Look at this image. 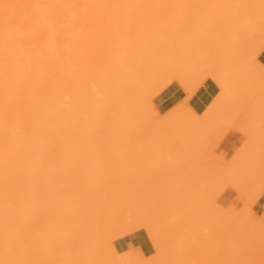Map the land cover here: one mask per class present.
<instances>
[{"label":"bare ground","instance_id":"obj_1","mask_svg":"<svg viewBox=\"0 0 264 264\" xmlns=\"http://www.w3.org/2000/svg\"><path fill=\"white\" fill-rule=\"evenodd\" d=\"M212 2H214V4H215V2H216V4H218V5L215 4V6H217V7H215V10L214 9L212 10V7L214 6V4H212ZM219 3L221 4V7L223 5H225V6H223L224 8L223 7L221 8L219 6ZM237 3H239L240 5H242V4L247 5L248 7L251 6L250 8H255V9L259 7V5H258L259 3L260 4L262 3L264 6V0H0V264H153V261L158 263L157 259H160V257H161V259L159 261L160 262L159 264H161V263L164 264L163 263L164 258L166 261L167 258L170 256V254H171L172 259L174 258L172 256H176L174 254L172 255V252H173V249L175 250L177 247L179 249L178 253L180 252V254H178L177 252L176 253L178 254V256H180V258H182V259H179V261H180L179 263H181L182 260L185 262L184 259L187 258V256L190 254L192 256L190 255L188 257L189 258L192 257V259H193V256L196 255L197 253L199 255L198 250L200 251L201 249H198L199 248L198 245L193 244V243H195V241H193V238L195 237V235L197 237L198 232L196 233V231H199V233L202 234L201 230L203 228H204L203 230L204 231L206 230L205 232H207V233H205V232L203 233L205 239L207 237L209 238V236H210L209 234H212L213 230L211 227L216 226L215 224H217L218 221L216 223L213 222V224H212L210 217H209L212 214V212L210 213L209 216L208 215L206 216L205 211H206V213H208V211L209 212L212 211L213 208H210V207L207 208L206 207V209H205V206H203L205 204L203 200L205 199V201H206L207 199L203 198V196H205V195H203V196H201L202 197L201 200L203 201L204 204L202 205V207H200V209L203 208L202 209L203 211L200 210L199 208H196V206H195L196 209L193 210L194 212L192 211V213H190L191 210L194 209V205L201 206L200 203H199L200 205L193 203V202H195V199L197 200V197H196L197 195L199 197L200 193H201V195L203 194V190L202 189H201L202 191L200 190L201 187L197 188V185H201V183L198 181L200 178H197V182L199 184L198 183H196L197 185L195 184L196 187L193 188V191L191 190L193 192V194H192L190 191V188L194 187L193 186L194 183H193V185H188L187 183H189V182L185 183V180L183 179V178H185V174L183 175L184 177L183 176H182V178H180L181 176L179 177L180 182H184L185 184L184 183L183 184L187 188H184L182 186L184 189L182 187L181 188L179 187L177 189L182 190L181 192H184V190L188 189L190 191L189 193H191L192 196L195 195V197L193 196V198L191 197V194L189 195V193H187V196H184L186 198H191L190 200H187L186 198H184L182 193H181L182 194L181 195L178 192L179 195H177L176 194L177 192L175 191L174 194L177 196H175L173 193H171L170 190L172 189L174 182H172V185H171L170 181H173V180L168 181V179L173 178L172 172L175 168H179L180 170L182 169V168H180L182 166H180V167H178V166L175 167V166L179 165V164L181 165V163H184L186 161V160L183 161L182 157H183V155H185L186 152H189L192 149L191 148L190 150H188L189 149L188 147H193V146L195 147L196 146L194 143L192 144V142L189 143L190 146H188L189 144L186 141L187 139L185 140L183 138H186V135H188L187 137L191 138V134H192L193 139L191 138L188 140L194 141V140H198V138H200L201 134L207 133V134H209V136H206V134H205L206 138H203L202 137L203 135H201V138H203V140H206V139L208 140L211 138L210 135H212L213 132H214V134L212 136L215 135V132L216 133L218 132V134H220V136H221V134H222L221 132L226 130V129L225 130H223V129L226 127L229 128L231 123L234 124L235 119L239 118L238 115H240V113L242 112V108L245 109L243 106L241 107V105L244 103V101L241 105L239 104V106H240L239 109L237 108L238 106H237V103H235V101L237 102V99H239L241 96H243L242 93L245 95L246 93H244V92H246V90H248L247 92H250V93H248V96L250 94V97H252L251 94L254 91H253L252 87H249L252 89L251 90V89L247 88L248 85L246 83L245 84L247 87L245 86V84L242 83V85H240L241 86L240 89H243L244 92H243V90H239V91H242V93L241 92H240V94L237 93L235 95L236 97L235 96L233 97L234 94H232V93H235L234 90L236 92H238V89H237V87L234 88V90L232 88V93H231L230 87H232L234 83H235L234 85H236V81L233 83V81L231 79L230 83L228 82L230 84V86H226V85H228V83L225 85V87L230 88L229 89V93L231 95V97H230V95L226 94L227 92H225V87H224V89H222V83H221L219 88L221 87L220 90L221 89L222 90H221L219 96L217 97V99H215L213 101V103H216V104L212 103L209 105H212V106H210V109H211V107H214V109L212 108V113H214V110L216 111V108H218L220 104H223V105H220V107L222 109L219 110V108H218V110L220 112H218L216 119H214V121L216 120L217 122L219 120H222V121H219V123H217L216 121L214 123H212L213 121L211 122V120L213 119V117H211V115H210L211 119H210V117H207V119L208 118L210 119V120L209 119L208 120L211 122V125H213L211 127V125H206V123H208L207 122L208 120L204 121L203 120L204 117L201 118V120L205 122V123L203 122V124H202L204 129H205V127L207 129L209 126L212 129V130H210V127H209L207 131L203 130V128H201V124H199V123H201V121L198 119L196 121H198V124H199L198 126H200V127L196 126V128H198L201 131H199L198 129H195V126H193V125H197V124H195V121H194L196 116L193 117L194 115L191 114V113H194L193 111L192 112L190 111V113L188 112L190 115H192V117H189L190 115L188 116V113L187 114L185 113V112H187V109H189L187 106H186L187 107L186 110L183 109V107L180 105H178V106H180V109L177 108L178 111L177 110L176 111L171 110L172 112H174L173 115L175 114V116L172 115V117L175 120L172 117H170L172 112L170 115H167L165 117L166 121H168L169 119H170L169 121L173 120V122L175 123L174 126H173L172 122L166 123L164 118H160V120L157 121L155 119V118H157V117H155V114H156L155 111H157V110H156V108L153 107L154 105L152 103H151L152 104L151 106L149 105V103H150L149 101H150L151 97L154 98V96H155L154 95L155 92H153L154 86L156 85L155 89L157 88V90L160 91L159 90L160 88H158V87H163L165 89V87H167L166 85L168 84V81H170L169 82L170 84L173 83V81L178 82L180 88H183V89H181L182 91L184 90L185 87H186V89L189 88L188 92H190V90L193 91L192 89L195 88V87L190 88L189 85H192V87H193L194 86L193 84H196L195 86H197V83L198 82L200 83L201 80H203L204 78L205 79L210 78L211 80L213 79L214 82L216 81V78H217L216 73H218V72L216 70V73H213V71L215 69L212 70L210 67V65L211 66L213 65V63H212L213 61L211 62L212 56L209 57L208 56L209 53L205 52L206 55H204L202 57L203 59L201 58L202 61L200 59L201 62L200 61L198 63L195 62V66H191V65H189V63L185 62L184 60L181 61V58H179V56L175 54L174 49H175V47H177V45L180 43V41H183V38L187 34V32L185 33V31L184 32L181 31L185 27H187L189 25V27H187V31L189 29L188 32H190L194 26L196 27L199 24L198 26L200 28L197 27L198 31L200 30L199 32H201L203 34V31H205V30L201 26L203 24H206V23H204L205 20H204V22H202V24H200L199 22H196L197 21L196 19L199 18V20H200L202 17H204V19H207L206 18L207 13L210 16L209 13H211L212 11L214 12V14H213V16L215 17L214 19H217L218 16L219 17L221 16L220 18L222 19L223 14L225 12L223 13V11H220V10L217 11V10L218 9L225 10V8H226L227 10H225V11H228V10H230L229 8H231V7L237 8L239 6H237V5L233 6L232 5V4H237ZM193 5H199L198 8L201 11L203 9H205L202 12L203 16L200 13L201 11L198 12L200 14V15H198V13L196 12L197 9L195 8V11L192 13L193 19L195 18V16H197V17L199 16V17L195 18L194 19L195 21L194 20L192 21V17L190 14L189 17H191V18L189 19V17H188L187 21H186L187 26L185 25L186 22H184V24H183V25H185L184 27L182 25H179V23L182 24L181 22H179L178 25H179V27L181 26L179 28L178 25H176L177 24L176 20H178V19L175 18V15L180 14L181 11H184L183 10L184 6H193ZM201 5L205 8H203V9L200 8ZM210 5H212V6L210 7ZM228 5L229 6L231 5V7H228ZM244 5H242L244 9L241 6L240 10L241 9L245 10V12L242 14L244 16H245V14H247V16H245V17L247 18V20L249 19L248 22L253 18V16H255V15L258 16L257 14L253 13V11H250L251 12L250 13L249 12L250 8H249V10H247L248 7L247 6L245 7ZM253 5H254V7H253ZM256 5H258V6H256ZM263 6H260L259 9H256L258 11L257 13L258 14L260 13V16H262L261 15V13L263 12L262 9L264 10ZM207 7L211 8V9L209 8V10L211 12L206 11V9H208ZM233 8H231V9H233ZM255 9H253V10H255ZM237 10H239V9L237 8L234 11L237 12ZM204 11L206 12V14L204 13ZM230 11H229V13L227 12L226 15L229 16V15H232V13H234V11H232V12H230ZM239 11H238L239 16L236 15L237 18H241L240 17L241 13H239ZM260 11H262V12H260ZM194 13H196L197 15H195ZM251 14H253V15H251ZM250 15L252 16V18ZM173 16H174V18H172ZM200 16H202V17L200 18ZM211 17H212V15L208 18H211ZM236 17L235 16L232 17V18H235L236 20L235 19L232 20L231 17L229 18L230 20H232V24L230 23L231 21H228L229 19H227L228 17H226V16L224 17L225 19H227L226 22H224L225 20H222V21L224 23H227V24L229 22L230 25L234 24L235 26H233V27L236 28L237 20L240 21ZM220 18H219V20H221ZM172 19H176L175 20L176 23ZM188 19L190 20V22L192 21L191 24H189L190 22L188 23ZM262 19L260 18V22L263 21L260 24L256 23V22H259L258 21L259 19L255 22V24H253V22H250L248 24L245 21L248 24V26L246 28L247 29L246 32L252 33L251 38L258 39L260 37H263L262 39L264 40V19L263 20ZM167 20H168V23H170L171 25L174 24L176 26H174V28H173V26L171 27V25H169L167 22L165 23V21H167ZM202 20H203V18L200 21H202ZM210 20H212V19H210ZM219 20L217 19L215 21V23L218 22L216 25L215 23H211V21H208V19H207L208 24H211L210 25L211 29H209L210 27L206 25L208 27V28L207 27L205 28L206 32L210 36L212 29H213L214 34H211L210 38H209V36L208 37L206 36L207 33H205L203 35H205L210 40H213L214 39L213 36H216L217 33H219L218 30H221L220 29V27L222 28L221 24H224L222 21L219 22ZM213 21L214 20H212V22ZM195 22L198 24H196ZM245 22H242V24ZM219 23H220V26L218 25ZM212 24H214L215 26ZM212 26H214V28L215 27L216 28L214 29V28H212ZM195 27H194V29H197ZM217 27H219V28H217ZM178 28H179V31L177 30ZM202 29H203V31H202ZM208 29L211 30L210 34H209ZM184 30H186V29H184ZM230 30H232V29H230ZM242 30H244V28L240 29L241 33H242ZM176 31L178 34L176 33ZM238 31H239V29H238ZM247 33H245V35L249 36L250 33L249 34H247ZM180 34L181 35L183 34L182 38L180 37L181 36ZM178 35H180V36H178ZM174 36L176 38L177 37H180V38L176 39ZM246 36H243L242 39L244 38L243 40H245V38H247ZM168 37H170V39ZM145 38H146V40H144ZM168 39H169V42H168ZM171 40H172L173 44L172 43L170 44V46H171V48H170L169 43ZM177 41H179V43ZM242 42H244V41H242ZM262 42H264V41H262ZM174 43H176V44H174ZM249 43H251V42L249 41ZM256 43H257V41H256ZM256 43H254V44H256ZM186 44H189V43H186V41H185V44L182 45L183 47L180 50H178L179 53L181 51H184L185 48L188 47V45H186ZM239 44L242 45L243 43L239 42ZM173 45H174V47L172 48ZM209 45H210V43H209ZM209 45H207V47ZM251 45L254 47L253 44H251ZM260 45H262V44H260ZM260 45L258 47H261ZM193 47H191V45H190V49ZM187 49H189V47ZM190 49L185 50V54H187L188 51H190ZM195 50L196 49L194 48L192 50V52H194ZM256 50L259 51V49H256ZM256 50L254 52L258 53V51H256ZM160 51H161V53H160ZM233 52H234V50H233ZM242 52H240V53H242ZM170 54H172L171 56L173 57V59H172V57H170ZM173 54H174V56H173ZM182 54L184 55V53L181 52V55ZM254 55H255V53H254ZM176 56H177V59H176ZM207 56L210 59H208ZM243 56H245V54ZM246 56H247V53H246ZM149 57H151V58L149 59ZM188 57L186 59L189 62H191V64L194 63V61L190 60ZM213 58H216V57L214 56ZM171 60H175V61L177 60L176 61L177 64L172 66L173 62H174V61H172V65H170ZM217 60H218V58H217ZM217 60H216V62L214 61L216 63V64L214 63V65H217ZM252 60H254V59L252 58ZM252 60L250 61V63L252 62L251 66L254 63V61H252ZM140 61L142 62V65H140V63H141ZM180 61H181V63H180ZM218 61H220V60H218ZM144 62H145V64H144ZM167 62H170V63H167ZM207 62H208V64H207ZM232 62H234V61H232ZM200 63H202V64L206 63L207 65L206 64L205 65L204 64L199 65ZM208 65H209V67H208ZM249 65H248V69L251 68ZM258 66H261V65L260 64L258 65V63H257V67ZM137 67L138 68L140 67V69H138ZM206 67H208V69ZM261 67H260V71H261V73L264 74V72H263L264 69ZM215 68H217V67H215ZM219 68H218V70H219ZM229 68H230V66H229ZM146 69L148 71L147 72L148 76L146 75V72H144V75H146V76H144L143 72H142L143 70L146 71ZM220 69H222V68H220ZM134 70H135V73H134L135 75H136V72L138 71L137 75H136L137 77H135L133 75V78H132L131 74L134 72ZM239 71H237L236 74L238 73V75H240L241 72L239 73ZM229 72H231V71H229ZM140 74L143 76L140 77L141 76ZM213 74H215V75H213ZM243 75L244 74L241 75L242 78H243ZM128 76H130V77H128ZM241 76H240V78H238V80H240L239 82H241V80H242ZM249 76H250V74H249ZM145 77H146V79H145ZM235 77H236V75H235ZM253 77H255V76H253ZM127 78L130 81H132V79L136 78L134 81L138 80V81H136L137 83L142 80L141 81L142 84L136 83V85H135L134 84L135 82H133V81H132V84H130L131 82H129L127 80ZM163 78H165V79H163ZM217 79H218L217 82H219V80H220L219 76ZM147 80H148L149 85H147V83H146ZM163 80H167V82L165 81V83H167V84H164ZM186 81H188V82L186 83ZM126 82H129V83L127 84ZM217 82H215V83L217 84ZM220 82H221V80H220ZM231 82H232V85H231ZM151 83L153 84L152 86H151ZM219 83L217 85H219ZM130 85H133V86H130ZM198 85L200 86V84H198ZM243 85L246 87V90L244 89L245 87H243ZM124 86L126 87L127 90L123 89V88H125ZM136 86H138L139 88ZM201 86H202V83H201ZM253 86L255 87L256 85L254 84ZM134 87H136V88H134ZM144 87H145V89H143ZM150 87H152V88H150ZM257 87L260 89L261 86H257ZM128 88H130V90ZM135 89H136V91H134ZM263 89H261V90H263ZM249 90H251V91H249ZM146 91H150V92H146ZM158 91H156V94ZM195 91H196V89H195ZM223 91L225 93H222ZM141 92L143 94V97H141L142 96ZM184 92L187 93L186 90ZM138 93H140V94H138ZM260 93L261 92H259V94L257 95L255 100H257L258 96L259 97L261 96ZM135 94H138V95H135ZM193 94H191V95L193 96ZM221 94L225 98L222 97L223 98L222 99L220 97ZM129 95H130V97H129ZM151 95H154V96H151ZM254 95H256V90L253 93V97H255ZM138 96H140L141 98ZM186 96H188V95H186ZM226 96H228L229 98L233 97V99H232L233 101L228 102ZM263 96H264V94H263ZM245 97H247V95ZM136 98H138L139 100L141 99L140 100L141 102H139V100L136 101ZM234 98L236 99L235 101H234ZM242 98L243 97H241V99ZM144 99H146V100H144ZM225 99L227 100L226 104H224V101H226ZM260 99H261V97L258 98L257 103L255 102V100H253L254 105H252L253 104L252 103L249 106V109L250 108L252 109L251 106L254 107L256 105L255 111H253V109H252L253 112L251 111L252 114L250 113V111L248 112V113H250V115H252V117L254 115L253 114L254 112H256L258 115H260L264 111V108H263V111L261 113H258L259 110L262 109V106L264 105V98H262L263 100L261 99V101H263V103H262L263 105L262 104L258 105V103L261 102V101H259ZM133 101H135L136 103ZM220 101H221V103H219ZM248 101L250 102L251 99ZM217 102H218V105H217ZM230 102H232V103L234 102V103L232 104ZM185 103H184V105H185ZM229 103H230V105L232 104V106L234 105L233 106L234 108L231 107L229 105ZM135 104H137L138 108H137V106H134ZM140 104H141V106H139ZM244 105H246V104H244ZM247 105H248V103H247ZM90 106L92 109L90 108ZM260 106H261V108H259ZM149 107H152L154 110L153 112H155V113L151 114L152 111L149 109ZM223 108H225V109L223 110ZM230 108H233V109H230ZM210 109H209V111L211 113ZM227 109H229L230 112L233 111L234 109L235 110L233 112H231V114L228 113L229 114V115L227 114L228 117L225 115H224L225 117H223V115H222L223 112L221 113V111H224L223 114H225ZM257 109H258V111H257ZM229 110H228V112H229ZM142 111L145 113H142ZM148 111L149 112L151 111V112L148 114ZM236 111H238V114ZM139 113H141L140 116H138ZM205 113H206L205 116L206 115L208 116V114H210V113H208V110ZM216 113H214L212 115L216 116ZM233 113H234V115H233ZM256 113L254 116L256 118L253 117V119L255 121H256L257 116H258V115H256ZM181 115H183V116H181ZM219 115H221L220 119L218 118ZM230 115H232V116H230ZM235 115H237V116H235ZM261 115H260V118L258 116L259 121L264 120V115H263V118L261 117ZM149 116H151V117L149 118ZM153 116L155 117L154 119L156 121L154 122V124H156V125H154L152 123L154 120ZM156 116H160V115L156 114ZM132 117L135 119V121H133ZM137 117L141 118V119H139V121L144 126H141L142 124H138L139 121H138ZM162 117H164V116H162ZM180 117L181 118L185 117L186 119L185 118H184L185 120L178 119ZM229 117H232L233 119H231ZM252 117L250 119L247 118L250 120L249 127H251V128H252V126H250V125L254 122V120H252V123H251ZM130 118L132 121L130 120ZM176 118L179 121L178 127L180 129L177 128L178 124H177ZM192 118L194 120H192ZM144 119H146V121L147 120L149 121V119H151L152 122H149V123L147 122V123L151 124L153 128L155 126V127H159L160 129L162 128V130L167 128V127L169 128L170 126H166L169 123H170L169 125L172 124L170 127L171 128L170 131L172 132L173 128H174V130H176L175 128H177L178 130L175 131V134H173L175 137L172 136L171 133L168 136L174 137L175 139L179 138L178 137L179 135L176 136V134H178V133L181 134V132L183 131L182 126L185 125L184 127H186L187 125L190 124L189 121H187L189 124H186L187 119L190 120L191 122L194 121V122H192V124L194 123L192 125L194 127V131H193L192 127L188 130L189 126H187V133L186 134L184 133V132H186V130H185L186 128H184L183 134L181 136V138L183 137L182 141H180V138L176 139V140H179L180 143H183V144H185V142H183L185 140L187 142L186 143L187 145H184V149H185V147L188 148L187 150L185 149L186 151H184L182 148H180L179 151L174 150V151H176V153H180V150L182 149L183 150L182 153H184V154H182V153L179 154V156L180 157L182 156V157L180 158L179 161L177 160L178 163H176V165L174 163V167H173L171 164H173L172 162L174 161V159L172 160V162H170L171 160L169 161L167 158L165 159L166 161L170 162L169 163V162L165 161L167 164L169 163V165L174 168L173 170H172V167H170L169 165L168 166L170 168L168 166L164 165L165 162L162 163V165H161V161H160L161 158L158 159L159 156L157 157V155L161 154V151H157L156 148H158V150L161 149L164 152V150L167 149L165 147L168 146L167 144H165V142L167 141L166 143L169 144L171 141L174 143L176 140L174 139L175 141H173L172 140L173 138L169 139V137L167 136L168 138H165L162 140L163 141L162 146H160V144H161L160 143L157 145L158 147H156V144L154 143L155 139H152V138L150 140H152L153 142L150 141L149 139H146V138L142 142L141 139H139L138 134H141V132H143V130H145L144 128H146L148 130L151 129L150 128L151 125H148ZM240 119H242V118H239V123H237V124L238 125L241 124L242 132L246 131V133H248L247 129L249 131V127L247 128V126H246L245 127L246 129H243V124H242L243 123L242 120H247L246 116L244 119H242V120H240ZM163 120H164V122H163ZM130 121L133 125L130 123ZM160 121H162L163 123ZM184 121L186 123H184ZM144 122L146 123V126H145ZM159 122L161 123L162 126L160 125ZM181 122H183V123H181ZM223 122L225 123L224 125H223ZM261 122L263 123L264 121H261ZM165 123H166V125H165ZM248 123H249V121H248ZM256 123H257V121L255 122V124ZM180 124H181V127H180ZM204 124H205V126H204ZM217 124H219V125H217ZM237 124H234V125H237ZM258 124H259V122H258ZM147 125H148V127L149 126L150 127L148 128ZM234 125H233V128L235 127ZM253 125H254V123H253ZM163 126H165V127L163 128ZM132 127H133V129H132ZM231 127H232V125H231ZM137 128H138V130L140 128H142L143 130L140 129L141 131L139 132L137 130ZM237 128L239 129L240 126H238ZM237 128H235V129L237 130ZM251 128H250V130H251ZM118 129L123 130L122 132H124V133H122L121 130L118 131ZM154 129L156 130V128H154ZM169 129H167V130L169 131ZM191 129H192V131H191ZM214 129H216V130H214ZM114 130H115L114 134L117 133L119 136L121 133L122 136H120V137L114 136L113 135ZM148 130H147V132H148ZM197 130L199 131V134H198ZM202 130L206 131V132H203ZM241 130H238V131L241 132ZM160 131L159 132L157 131L155 133L156 136H158V137L160 136L159 135ZM165 131H166V129H165ZM168 131L164 132V130H163V132H164L163 135L166 136L165 133H169ZM188 131L190 132V134L188 133ZM208 132H211V133H208ZM109 133H111V134H109ZM162 133H161V135H162ZM172 133H174V132H172ZM193 133H195L196 135ZM155 134H153V135H155ZM218 134H216V135L219 138L220 136ZM244 134H245V132H244ZM197 135H199V137ZM246 135H248V134H246ZM158 137H156V138H158ZM194 137H196V139H194ZM208 137H210V138H208ZM159 138H161V137H159ZM246 139H248V138H246ZM146 140H148V141H146ZM164 140H166V141L164 142ZM201 140H200V143H201L200 146L201 147H199V144H200L199 143L198 146L195 147L197 149L193 148L195 152H196V150L200 149V152L198 151L199 153L198 152H196L197 154L195 153V156L197 155L196 158L198 157V154L201 155L200 153L203 152V151H201V149H203L204 147H205L204 149H207L209 146L206 148V145H210V144H206V141H201ZM211 140L212 139H210V141ZM139 141H140V143H139ZM158 141L155 140L156 143ZM214 141L218 142L219 140L218 139L214 140V138H213V140L211 141V145H212V142L214 144ZM120 142H124L125 145L127 144L128 148H127V146L121 145L122 147H124V149H126L125 151H127V149H130V147L133 148L132 152H131V149L129 150L131 152V154H129V156L131 155V157H129V159L124 158V157L127 158V156H128L127 152H129V151H127V152L121 151L124 149L120 145L119 146L122 149L120 147L119 148L117 147L118 143H120ZM141 142H142V144L144 143L145 145H147L146 142H149V144H148L149 146L148 145L147 146L150 147L151 150L153 147L155 148V150L153 149V151H150V152L155 153V155L153 154L154 156L151 158L147 155L148 160L143 157V155H146L144 151L148 152V150H147L148 148L145 150H142L144 153L143 154L141 149H144V148H140L143 146H139V144H141ZM151 142L154 143L155 145L150 144ZM160 142H161V139H160ZM194 142H197V141H194ZM202 142H204L206 144V145H204V147L202 146ZM209 142H207V143H209ZM246 142H247L246 146L247 145L249 146L251 144L250 140H248V141L246 140ZM248 142H250V144H248ZM261 142H263V141L261 140ZM261 142L259 144H261ZM129 143H131L132 145ZM176 143H179V142L176 141L174 145H178V146L181 145L180 143L179 144H176ZM171 144L172 143H170L169 147L171 146ZM191 145H193V146H191ZM151 146H153V147H151ZM257 146H259V148H260L261 145H257ZM257 146H256V148H257ZM171 147H173V146H171ZM181 147H183V145ZM145 148H146V146H145ZM211 148H212V146H211ZM244 148H246L245 150H243L244 152L246 150L248 152L250 151V148H249V150H248V147H243V149ZM251 149H252V147H251ZM168 150H169V148H168ZM168 150H167V152L165 150V152L168 153L169 155L171 153L173 154L174 151L172 149H170L171 153ZM212 150L213 149H211V151ZM191 151L193 152V150H191ZM209 151L207 150V152H209ZM243 151L241 149L240 153H242ZM119 152H121L123 154H121ZM158 152H159V154H158ZM165 152L163 154H166ZM252 152H256V151H252ZM259 152H261V151L259 150ZM124 153L127 154V156H123V155H125ZM204 153H206V150H205V152H203V155H204ZM237 153L238 152H236V154ZM120 154L122 155V158H124L125 160H128V161L125 162V160L120 157L121 156ZM192 154H188V155L186 154L187 156H189V158L183 157L184 159H188V161H190L191 166L194 165L195 161H196L195 160L196 158H194L195 156L194 157L190 156ZM208 154H205L204 157H207L206 155H208ZM242 154H240V155L242 156ZM251 154L255 155V153H251ZM171 155H170V157H172ZM174 155H173V157H174ZM240 155H238V156L240 159H242V157H240ZM212 156L213 155H211V157ZM234 156H236V155H234ZM234 156H233V158H234ZM247 156L249 157V153L244 155L245 161H247L246 163L248 164V162L250 163V161H248L249 158ZM201 157H203V156H200L197 159V162L200 165H202L200 162H202L204 160V157H203V160H200ZM254 157H256V156H254ZM142 158L146 159L149 163L151 162L152 165L149 164L147 161H144V159H143V161L147 163V164L145 163L147 165L146 166L141 161ZM164 158L165 157H162V159H164ZM190 158H194V159L190 160ZM236 158L238 159V157H235L234 159H236ZM170 159H172V158H170ZM122 160H124V161H122ZM156 160L158 162H155ZM181 160H182V162H181ZM192 160H195V161L191 162ZM199 160H200V162H199ZM217 160H219V159H217ZM220 160L222 161V159H220ZM252 160L254 162V159L251 157V162H252ZM262 160H260V161L263 162ZM240 161L241 160H239V162ZM245 161L242 160V162H245ZM123 162H125V163H123ZM139 162L142 165H145V168L146 167L147 168L144 169L143 166ZM222 162H224V161H222ZM222 162H220V163H222ZM153 163H155L154 166H153ZM198 163H196V165H199ZM233 163H235V161ZM256 163L257 162H254V166L258 164V163L257 164ZM184 164H182V165L184 167H186L187 162ZM251 164H249V166ZM148 165L153 166L154 168L148 167ZM239 165H234L235 168H234V166L232 168L229 167L231 170L230 173L233 172L232 169L233 170L237 169L236 166L241 167ZM252 165H251V168H252ZM120 166L121 167L124 166V167L121 168ZM165 166H166V169H165ZM191 166H188V167H191ZM207 167H210V166H207ZM141 168H143L145 170V172L143 171V173H142ZM150 168H152V169H150ZM163 168H164V171H166L167 168H169L171 170V173L169 171L164 172ZM192 168H193V170H190V172L191 171L193 172L195 169L197 170L196 171L197 173L202 172V171H199L200 168H195L194 166H192ZM229 168L227 166L226 169L229 170ZM246 168L248 169L247 171H250V167H245L243 169V166H242L243 170H245ZM207 169L209 170L212 168H207ZM239 169H241V168H239ZM260 169H261V167H260ZM158 170H159V172H158ZM225 170L220 169L219 172L215 171L216 174H214L215 172H212L211 174H214L213 176L217 175L216 176L217 180H219V179L222 180L223 175H226L229 177V175H227L228 173L225 174V172H226ZM228 170H227V172H228ZM255 170L256 169L254 168V171ZM162 171L164 172L163 174H162ZM174 171H177V170H174ZM221 171H223V172L225 171L224 174ZM234 171H237V170H234ZM251 171H253V170H251ZM254 171L252 172V174L254 173ZM160 172H161V174H160ZM190 172L188 174H190ZM196 172L194 171L193 175ZM237 172H239V171H237ZM219 173H222L221 178H218V177H220V176H218ZM259 173H260V171H259ZM174 174H176V173H174ZM211 174H209L210 178L212 177V179H213V176ZM234 174H237V173L235 172ZM247 174L248 173L245 172V176ZM163 176H164V178H163ZM170 176H172V177L169 178ZM191 176H192V174H191ZM247 176H249L250 179L252 177L251 174L247 175ZM160 177L163 178L164 180L161 179ZM166 177L168 178L166 180L169 183L165 181ZM195 177L193 176V179ZM203 177H205V175ZM228 177H225V178H227L226 180H229ZM156 178H157L158 184H157ZM205 178L204 179L201 178L203 181L205 180L204 181L205 183H203V181L200 180L202 182V186L204 184H206V186L208 185L207 180L209 181V183L211 182L210 185H212V183H214L215 185L217 183H219V181H215L216 180L215 178L213 179L214 181L213 180L211 181L210 178L209 179L207 177H205ZM159 179L164 181L163 182L164 185L161 184L162 182H159V181H161ZM231 179L233 180V178H231ZM235 179H237V181ZM235 179H234L235 182L233 181L234 184L239 182L241 184V186L238 184V186H239L238 189L240 187L242 188L243 182L241 183V181H240L242 178L238 179V176H237ZM143 180L145 182H147L148 180L149 181L151 180V186L153 185L151 190H149V188H150L149 182L145 183ZM176 180H178V179H176V176H175L174 181H176ZM194 180L196 181V179H194ZM248 180H249V178H248ZM253 180H254V178L252 177L251 181H253ZM255 180H257V178ZM255 180L252 182V184H254V185L253 186L251 185L252 188L250 190L253 193L256 192V189H257V191L263 192L264 189L258 190V189L262 188V185L257 183V182H259L258 180H257V182ZM141 181L144 182L145 184L144 185L141 184L142 183ZM230 181L231 180H229V182ZM153 182H154V184H153ZM250 182H249V184H251ZM260 182L263 183L262 180ZM139 183L144 187L143 189L141 188L142 186ZM223 183H224L223 185L225 186L226 183L225 182H223ZM255 183H257L256 188L254 187ZM160 184L162 186H159ZM167 184H168V186L169 185L171 186V189H169V187H167ZM220 184H222V182ZM220 184H217V185H219V188L214 186V188H216V191L218 190L217 192H220V190H221L220 187L223 186ZM245 185H247V184H245ZM163 186H164V188H163ZM174 186L178 187L177 183ZM188 186H189V188H188ZM206 186L204 187V189H206ZM224 186L222 188H224ZM243 186H244V184H243ZM166 187H167V189H166ZM248 187L246 186L247 189H248ZM144 189L147 191L146 195H145L146 191ZM161 189H163L164 191L169 190L170 195L167 194V191L164 193L161 192ZM173 189H174V187H173ZM194 189H196V190L194 191ZM197 189H199V192ZM247 189H245V190H247ZM253 189H255V192ZM206 190H208V189H206ZM210 190L211 189L208 190L209 192L204 191L205 193H208V195L205 197H210L211 194L214 195L216 193V192L213 193L215 191V189H213V192H212V190L211 191ZM241 190H239V191H241ZM150 191H151V193L149 194ZM173 191L174 190H172V192ZM140 192H142V194ZM196 193H198V194H196ZM241 193H244V195H246L245 193H247V192L242 191ZM258 193L260 194V192H258ZM152 194H153L152 197H154V195H155L154 199H150L151 197L148 196V195H152ZM166 194L168 197L166 196ZM218 194H220V193H218ZM141 195L145 196V197L143 198ZM172 195H173V197H172ZM184 195H185V193H184ZM163 196L165 197V199ZM238 196H240V195H238ZM161 197H163V198H161ZM217 197H219V196H217ZM258 197H259V195H258ZM258 197H257V199H258ZM140 198H143V199L141 200ZM167 198L169 200H167ZM174 198H176V199H174ZM200 198L197 201H200ZM149 199H150L151 203H152L151 200H155L154 201L155 203L150 205V206H152L155 204L153 209L151 208L153 210V212L154 211L156 212L157 207L159 208L160 206L162 208H159L158 211H160L161 209H163L162 211H166L167 208L171 209V206L169 205L170 199H172L173 201L179 200V202L176 201L178 203H180V201L183 202L186 200L187 202L185 201V205H184V203H183V205H182V203H180V205H182L183 207L185 206L184 208L180 205H179L180 207H178V205L175 202V204L177 205V208L175 207L171 211L176 210L177 213H175V212L171 213V211L169 210L171 214L169 213V211H168V214L171 215L172 221L176 220L175 222L179 221L178 223H180L181 220H184V217L182 214H185V213H181V212H184L185 210H188V211L190 210L189 215L191 217L192 216L194 217V215H192V214H196L195 213V211H196L197 214L195 215V218H193V219H191V217H189L188 215L185 216L186 217L185 219L188 218V220H189V221L184 220L185 223L186 222H190V223L184 224V227H183L185 229V227L188 226L189 224H190V226H192L193 224H191V223H194L196 221V223H194V225L192 226V227H195L194 230L196 229V231L192 230L191 229L192 227L190 228L191 230L188 227V229H185L186 231L184 229H183L184 230L183 231V230H181V228H182L181 224H179L180 226L177 224L178 225L177 226L176 223H175V225H174V223H172V224H173V226H177V227H175V228L172 227L171 226V220L169 219L170 215H168V214H165V216L168 215L167 218L169 219V221H167L168 219L166 220V217H161L160 219L158 217L156 218V216H155L156 219L152 217L154 219V223H155V221L158 222L159 226H160V223L162 222L161 223L162 227L161 226L159 227L158 223H155V224L152 223L151 222L152 220L149 218L153 215V212L152 213L147 212L150 208V206L148 205L150 203L147 204V201L149 202ZM157 199H158L159 203L157 202ZM159 199H162V200L160 201ZM192 199H193V201H191ZM246 199H247V197H246ZM144 200L146 201L145 205L147 204L149 207L144 206L142 204V203H144ZM250 200H252V197L248 201H250ZM190 201H191V204H190ZM210 201H211V199H210ZM253 201H254V199H253ZM255 201H256V199H255ZM163 202H164V205H163ZM246 203H247V201H246ZM139 204L146 208L147 216L152 214L150 217L148 216L149 217L148 219L150 222L146 221L148 219L145 220L146 214L145 213L142 214V212H144L145 209L143 210V207L139 206ZM175 204L173 203V205H175ZM186 204H187V206H186ZM165 205L166 206L168 205L169 207L168 206L165 207ZM171 205H172V203H171ZM212 206L216 207L214 202H213ZM246 206H245V208H246ZM191 207H192V209H191ZM243 207H242V209H243ZM140 208L143 210L142 212H141ZM154 208H156V209L154 210ZM177 209L179 211H177ZM182 210H184V211H182ZM214 210H216V209L214 208ZM231 210H233V209L230 208V211ZM243 210H245V209H243ZM246 210L248 211L249 209H246ZM246 210H245V212L247 213ZM151 211H149V212H151ZM219 211H216V213ZM228 211L229 210L223 211V213H225V212L228 213ZM139 212L141 213L140 215H139ZM160 212H158V213L156 212L155 214H161L162 212L161 213ZM187 212H186V214H187ZM198 212H200V214L202 213L201 216H203L202 218L199 217L200 219H198V215H199ZM231 212H234V210ZM241 212L239 211V214ZM248 212H250V211H248ZM246 213H245V215H247ZM231 214H232V216H230V214H229V217L227 216L228 218L226 217L227 219H224V221L222 219L224 214L223 215L219 214V216L220 215L222 216L220 218V219H222V220H220V222L221 221L225 222L227 220H231L233 218V216L235 217L236 215H238L235 213H234V215H233V213H231ZM163 215L164 214L162 213L160 216H163ZM181 215H182L181 219L177 218V216L180 217ZM139 216L144 217V219L142 217H141L142 219L139 218ZM204 216H206V217H204ZM241 216H242V214H241ZM211 217H212V215H211ZM217 217H218V215H217ZM245 217H249V216L247 215ZM163 218L167 222L164 221ZM177 219H178V221H177ZM197 219L199 221H197ZM203 219H205V220L201 221ZM245 219L246 218L241 219V222L243 223L242 220H245ZM252 219H254V218H252ZM45 220L48 222L47 224L45 223ZM217 220H219V219H217ZM163 221L166 224L169 222L168 225L170 224L169 225L170 228H168V231L170 230V232L172 234L170 232H164L165 229H167V225ZM205 221L207 223H205ZM208 221H210L211 227L205 226V225H209ZM213 221H216V220L213 219ZM231 221H228L227 223H230ZM250 221H252V220H250ZM200 222L203 223L202 226L200 225V227H203V228L199 229V224H202ZM241 222H239V223H241ZM246 222H248V221H246ZM253 222L251 224H253ZM227 223L224 224L223 226L227 225ZM233 223H234V220H233ZM254 223H256V222H254ZM44 224L46 226H43ZM148 224H150V226L151 225L154 226L155 228H156V226H158L159 230L157 228H156L157 229L156 230L154 227L152 229V227H150ZM257 224H260V223L258 222V223L253 224V225H257ZM163 225H164V227H163ZM195 225H198V226H195ZM253 225H250V226L246 225L247 229H246V226H244V227L242 226V227L244 229L248 230L249 231L248 234L251 235L252 233H250V229H252V227L255 228V226H253ZM129 226H131V228L133 230L141 229L142 231H144V233L146 234V236L148 238L149 243L154 247V250L156 248H157V250L161 249V251L158 252L159 254L157 256L155 255L157 257L156 260H154L152 256L149 257L151 259L148 258L149 260L145 259L143 257V254L139 250H136V251L132 250L131 252L127 251L126 254L118 255L117 252L115 251L114 247L112 246V242H111V245L109 244L110 246L105 245V247L106 248L110 247L109 249H111L113 257H115V258L113 260H109L110 259L109 257H108L109 258L108 260L105 259L106 257L103 258L104 255L102 256L101 254L105 253L104 249H106V248L104 247V249H103L104 252L101 251L102 253H100L99 251L102 250L103 246L100 249L98 247V243L96 244L97 240L99 242L102 241V240H99L101 238V235L103 234L105 236L104 233L106 232V233H108L106 235L107 236L109 235V237H110V235L112 234V231H114L115 235L118 234L117 236H119V235L124 236V235H127L126 231L128 230ZM219 226H221L220 223H219ZM223 226H221V227H223ZM44 227H47V228H44ZM178 227H180V230L183 231V232H181L182 234L178 233V232H180V230H176V229H178ZM205 227H207V228H205ZM208 227H210L209 230H208ZM229 227L226 228V226H225L224 228H226V230H227V229H229ZM249 227H250V229H248ZM257 227H260V226L258 225ZM171 228H172V230H171ZM173 228H174L175 233H173L174 232ZM260 228H259V231L261 233V230L263 228H261V230H260ZM45 229H47V230H45ZM132 229L129 228L128 233L130 232V230L132 231ZM220 229H218V230H220ZM253 229L251 231H253ZM123 230H125L126 234L123 233L124 232ZM154 230L157 232L156 234H158L160 231V233L157 236H160V238L162 237L160 239L161 241L159 240L160 244H161V245L160 244L159 245L162 248H160V246L158 245L157 239L159 237L155 236V232L153 233ZM188 230H190V232H187ZM240 230H241V228H240ZM121 231H122V233L119 234L118 232H121ZM193 231L195 233L192 234ZM245 231H242V232L244 233ZM109 232H111V234H109ZM176 232L180 235H178ZM215 232H216V230H215ZM217 232H219V231H217ZM257 232L255 234H253V236H255V235L257 236L260 234L259 232H258L259 234H257ZM165 233L167 234L168 239H170L169 241H168V239L164 238V236L166 237ZM187 233H188V236L186 235ZM223 233L224 232H222L220 234H223ZM225 233L228 234L227 236H231V235H229V233H227V232H225ZM246 233H247V231H246ZM163 234H165V235H163ZM170 234L173 237H171ZM175 234H177V236H175ZM183 234H184V237H179V236H183ZM201 234H198L199 237L202 236ZM205 234L207 236H205ZM115 235L112 236L113 238H111V239L109 237L108 238L111 241L115 240L117 238V236H115ZM189 235H191V237H189ZM122 236H119L118 238H120ZM213 236H212V238L216 237V235L214 237ZM224 236H226V235H224ZM241 236H242V238L244 237L243 234ZM256 236L253 237V239L256 238ZM259 236L261 237L262 235H259ZM98 237H99V239H98ZM173 238H174V240L177 239L176 241H178V242L181 238H182V241L180 240L181 242H183V239H184V243H187L188 245L187 244L184 245V243H182L181 245H184L187 247L183 248V246L182 247L180 246V248H179V245L176 244L175 241H173ZM190 238H191V240H190ZM202 238L203 237H201L200 239H202ZM245 238L248 239L247 236L244 237V239ZM103 239H104V237H103ZM105 239L103 241L106 242L107 239L106 240ZM196 239H197V241H200V240H198L199 238H196ZM236 239H237V235H236ZM236 239H235V241H236ZM244 239H242L243 242H244ZM221 240H222V238H221ZM225 240H227V238ZM229 240H228V242H229ZM242 240L237 239V241L241 242V244H240L241 247H242ZM257 241H258V239H257ZM162 242H165V244ZM190 242H192L193 249L195 248L194 250H189V248L192 247ZM204 242H206V240L203 241V243ZM228 242L226 244H228ZM171 243H173V244L171 245ZM203 243H202V245H203ZM212 243L213 242H211L210 244H212ZM220 243H221V241H220ZM229 243H230V244H228L229 246L233 245L231 242H229ZM252 243L254 244L256 242H252ZM258 243H260V242H258ZM100 244L102 245V243H99V245ZM105 244H107V243H105ZM223 244L225 245V242H223ZM223 244L221 246H224ZM162 245L164 246V248ZM205 245L206 244H204V246ZM258 245L257 244L254 245L253 249L254 248L256 249V247ZM175 246H177V247H175ZM194 246H196L197 248ZM245 246L243 245V247L242 248L240 247V249L242 250V249H246V247H248V246H246V247ZM200 247H201V245H200ZM225 247L228 248L227 245ZM233 247H235V245L232 247L230 246V248H232V249L229 248L228 249L229 251L227 250L226 252H231L232 250H234L235 248H233ZM258 247H261V245H259ZM165 248H166V250H165ZM201 248L203 251H205L203 249V247H201ZM183 249H185L186 251L188 250L187 256H185V254H186L185 250L182 251V253H181L180 250H183ZM219 249H220V246H219ZM237 249H239V247ZM237 249H235V250H237ZM248 249H250V245H249ZM253 249H251V250H253ZM257 249L259 251L258 250H256V252L253 251L255 253V255L253 257H252V254H254V253H252L250 251L252 253L251 254L249 252L248 256H251L250 258H253V259H251L252 261L257 259V258L260 259L261 257L264 256L263 255L264 253L262 254V252H261L264 250V247L263 248L261 247V249H263V250H260V248H257ZM167 250L169 252V256H167L168 252H167V255L164 256L163 254H165V252ZM195 250L197 251V253H195L196 252ZM202 250H201V252H202ZM212 250L215 251L216 248H215V250L214 249H212ZM191 251H193L194 254L191 253ZM161 252H162V254H161ZM201 252H200V254H201ZM207 252H208V250H207ZM233 252L236 253V251H233ZM258 252H259V254H258ZM210 253H208V254H210ZM181 254H183L185 256V258L181 257L182 256ZM260 254L263 256H261ZM202 255H201L202 259L199 258L197 255L196 256H197V258L204 260ZM204 255H206V254H204ZM219 255L220 254H218V256ZM230 255H232V254H230ZM237 255H239V254H237ZM178 256H176L177 259L179 258ZM245 256H244V258L248 257L247 254H245ZM113 257H111V258H113ZM239 257L241 258V256H239ZM194 258H196V257L194 256ZM209 258L212 259V255H210ZM237 258H238V256H237ZM250 258L249 257L247 258V260H246L247 263L249 262L248 260H250ZM168 259H170V258H168ZM172 259L167 261V263H169ZM242 259H243V257H242ZM242 259H240V260H242ZM187 260H186L185 264L188 263ZM198 260H196V261H198ZM220 260L222 261V264H225L223 262H226V261H224L222 259H220ZM225 260H226V258H225ZM257 260H255V261H257ZM261 260L263 261L264 259L261 258ZM175 261L177 262L178 260H175ZM175 261H173V262H175ZM188 261L191 264L190 259ZM205 261L206 260H204L203 262H205ZM209 261H210V259H208V262ZM215 261L217 262L218 259ZM215 261H213V260L210 261L211 262L210 264H212V262H215ZM237 261L239 262V260H237ZM255 261L252 264H255ZM262 261H260V263L264 264V262L262 263ZM173 262L170 264L176 263V262L175 263H173ZM243 262H244V260H243ZM243 262H241V263H243ZM193 263L194 262H192V264ZM199 263H200V260H199ZM199 263L195 262L194 264H199ZM230 263H231V261H230ZM241 263L239 262V264H241ZM249 263H251V262H249ZM200 264H204V263L201 262ZM228 264H229V262H228ZM236 264H238V263H236Z\"/></svg>","mask_w":264,"mask_h":264},{"label":"rangeland","instance_id":"obj_2","mask_svg":"<svg viewBox=\"0 0 264 264\" xmlns=\"http://www.w3.org/2000/svg\"><path fill=\"white\" fill-rule=\"evenodd\" d=\"M212 4H214V2H212ZM215 4H216V2H215ZM215 4H214V6H213L214 8L212 7V10H213V9L215 10V7H217V6H215ZM216 5H218V4H216ZM232 5H233V6H234V5L239 6V7H237V8L240 10V7H241L242 5H244V4L240 5L239 3H237V4H232ZM258 5H259V7H260V6H263L262 3H261V4L259 3ZM258 5H256V6H258ZM201 6H202V5H201ZM201 6H200V8H202V9L205 8V7H203V6L201 7ZM206 6H207V5H206ZM211 6H212V5H210V7H211ZM219 6L221 7V4H220V3H219ZM223 6H225V5H223ZM223 6H222V7H223ZM244 6L246 7L247 5H244ZM198 7H199V5L184 6V8H183L184 11H181L180 14H176V15H175V18L178 19V20H176V19H172V20H174V21L176 20V21H177V24H176V25H178V23L181 22L182 24L179 23V25H182V26L184 27V26L187 24L186 21H187V18L190 16V14H191V17H192V21H193L195 18H198V17H199V16H198V17L195 16V18L193 19V16H192V15H193L192 13L195 11V8L197 9V11H196L197 13H198L199 11H201V10H199ZM210 7H207L208 9H206V11H210V10H209ZM222 7H221V8H222ZM228 7H231V5H230V6L228 5ZM247 7H248V6H247ZM250 7H251V6H250ZM250 7H248L247 10H249ZM253 7H254V5H253ZM259 7L256 8V9H259ZM218 8H219V7H218ZM223 8H224V7H223ZM231 8H233V7H231ZM231 8H229L231 11H230V10L225 11V10H227L226 8H225V10H221V9H218V10H217V11H219V10H220V11H223V13L225 12V13L223 14L222 19L220 18L221 16H220V17L218 16L219 14L217 15L221 20H219V18L216 16L217 19L219 20V22H221L222 20H225L224 22H226V20L229 19L230 17H231V18L234 17V16L236 17V15H238V11H239V10H237V12H236V11H234L235 9H237L236 7L233 8V9H231ZM242 8H243V6H242ZM263 8H264V6H263ZM210 9H211V8H210ZM216 9H217V8H216ZM243 9H244V8H243ZM243 9H241V10L239 11V13H241V15H240L241 18H237V17H236L237 19L240 20V21L237 20V26H236V28L233 27V26H235L234 24H233V25H230L229 22H228V24H227V23H224V22L222 21L224 24H221V25H222V28L220 27L221 30H218L219 33L216 32L217 35L215 34L216 36H213V37H214L213 40H210V39H209L210 36H211V34H214V33H213V29H212V32H211V30H209V29H211V27H210L211 24H208V21H211V23H215V21H216L217 19H214L215 17L213 16V14H214L213 11H212V12L210 11L211 13H209L210 16L212 15L213 18H212V17H211V18H208V17H210V16H209L208 13H207V17H206V16H205V17L208 19V21H207V19H204V17H202V16H203V15H202V12H203V10H205V9H203V10L200 12L201 15H202V16H200V18L202 17L203 20L200 21L202 18H201L200 20H199V18H198V19H196V20H197L196 22H199L200 24H202V22H204V20H205L204 23H206V24H203L202 26H201V25H200V26H201L202 28H204V30H205V31H203V29H202L203 34L207 33L205 28H206L207 26L210 27V28L208 29V30H209V34H210V32H211L210 36L208 35V33L206 34V36H207V37L209 36V38H207L205 35H203L201 32H199L200 30L198 31V28H200V27L198 26V25H199L198 23L195 22V23L198 24V25H197L196 27L194 26L195 28H197V27H198V28H197V29H194V27H193V29H191L190 32H188L189 29H188V31H187V27H189V25H188V26L186 25L187 27L184 28V29H186V30H184V29L182 28L183 30H181V31H182V32L185 31V33L187 32V34H186L185 37L183 38V41H180V43H179V41H177L179 44L176 42L178 45H177V47H175L174 50H175V54L178 55L179 58H181V61L184 60L185 62L189 63V65H191V66H195V62L198 63V62L200 61V59H201L204 55H206L205 52L209 53L208 56H209V57L212 56V58H211V59H212L211 62L213 61V62H212L213 65H212V66L210 65V67H211L212 70L215 69V70H214L215 72L213 71V73H216V70H217L218 73H216V77L218 78V76H219V79L221 80V82H220V80H219V82H220V83H219V82H217L218 79L216 78V81H215V82H217V84L219 83L218 87H219V86L221 85V83H222V89H224L225 85H226L228 82L230 83V80H231V79H232L233 83L236 81V85H234V84H235V83H234V84H233L234 87H233V86L230 87V88H231V93H232V88H233V90H234V88H236V87H237V89H238V92H236V91L234 90L235 93H232V94H234L233 97H234L237 93H239V94H240V92L242 93V91H239V90H243V89H240V87H241L240 85H242V83H243V84L246 83V84L248 85V87H247L246 84H245V86H246L247 88L252 87V89H253L254 92H255V90H256V95H254L255 97H253V93H254V92L251 94L252 97H253V98H252V97H250V94H249V96H248V93H250V92H247L248 90H246V87L243 85V87H245L244 89L246 90V92H244V90H243V92L246 93V94L244 95V94L242 93L243 96H241V97H243L244 99H243V98L241 99V97H240L239 99H237V102H236V101H235L236 99L234 98L235 103H237V106H238L237 108H238V109H239V107H240L239 104L241 105V104L243 103V101H244V103L241 105V107L243 106L245 109L242 108V112H241L240 115H238V116H239V118H242V119H244L245 116H246V119H247V118H249L250 116L252 117V115H250L252 109H253V111H255V106H256V105H255L254 107L251 106V107H252V109L250 108L251 110L249 109V106H250V104L253 103V100L256 99V97H257V95L259 94V92H261V93H260V94H261V96H260L261 99L264 98V96H263V94H264V89H263V88H264V74L261 73V71H260V67H261L262 65H261V64L259 63V61H258V56H259V54L261 53V51L264 49V42H262V41H264V40L262 39L263 37H260V38H258V39H253V38H251V37H252V33H250V32H249L250 34L247 33V32H246V31H247L246 28H247V26H248V24H249L250 22H253V24H255V22H256L258 19H259V20H258L259 22H256V23H257V24H258V23H259V24L262 23L263 21L260 22V18H261V19H262V18L264 19V10L262 9L263 12L260 11V12H262V13H261V15L263 16V17H262V16H260V13H259V14L257 13L258 11H257L255 8H250L249 12H250V11H253V13L257 14L258 16L255 15L256 17L253 16V18H252L251 15H253V14H251L250 16H251L252 19L248 22L249 19L247 20V18L245 17V16H247V14H245V16L242 14V13L245 12V10H243ZM253 9H255L256 11L253 10ZM189 10H190V11H189ZM229 11H230V12L234 11V13H232V15H229V16H228V15H226V13H227V12L229 13ZM185 12H186V13H185ZM246 12H247V11H246ZM204 13L206 14L205 11H204ZM221 13H222V12H221ZM221 13H220V14H221ZM250 13H251V12H250ZM194 14L197 15L196 13H194ZM248 14H249V13H248ZM177 15H178V16H177ZM186 15H187V16H186ZM198 15H200V14L198 13ZM215 15H216V14H215ZM221 15H222V14H221ZM224 15H225L226 17H228V18L225 19V18H224V17H225ZM233 15H234V16H233ZM185 16H186V17H185ZM238 16H239V15H238ZM259 16H260V17H259ZM191 17H189V19H190ZM248 17H249V16H248ZM172 18H174V16H173ZM189 19H188V23L190 22ZM210 19H212V20H214V21L212 22V20H210ZM233 19H235V18H232V20H233ZM241 19H242V20H241ZM244 19H245V20H244ZM255 19H256V20H255ZM263 19H262V20H263ZM182 20H183V21H182ZM232 20L229 19L228 21H231L230 23L232 24ZM235 20H236V19H235ZM176 21H175V23H176ZM192 21H191V22H192ZM194 21H195V20H194ZM206 21H207V22H206ZM245 21H246L248 24H247ZM166 22L168 23V20L165 21V23H166ZM170 22H171V21H170ZM172 22H173V21H172ZM184 22H186L185 25H183ZM191 22H190L189 24H191ZM233 22H234V21H233ZM235 22H236V21H235ZM242 22H245V23H243L245 26L242 24ZM217 23H218V22H217ZM217 23H215V24L217 25ZM168 24L171 25L170 23H168ZM196 24H195V25H196ZM239 24H240V25H239ZM165 25H166V24H165ZM176 25L173 24V25H171V27L173 26V28H174V26H176ZM179 25H178V27H179ZM192 25H193V24H192ZM204 25H205V26H204ZM206 25H207V26H206ZM212 25H214V24H212ZM218 25L220 26V23H219ZM223 25H224V26H223ZM241 25H242V26H241ZM166 26H167V25H166ZM190 26H191V25H190ZM214 26H215V25H214ZM214 26H212V28H214ZM238 26H239L240 28H239ZM243 26H244V27H243ZM167 27H168V26H167ZM171 27H170V28H171ZM180 27H181V26H180ZM180 27H179V28H180ZM191 27H192V26H191ZM191 27H190V28H191ZM237 27H238V28H237ZM173 28H172V29H173ZM176 28H177V27H176ZM179 28L177 29L178 31H179ZM207 28H208V27H207ZM215 28H216V27H215ZM215 28H214V29H215ZM217 28H219V27H217ZM229 28L232 29L233 31L230 30ZM241 28H244V30H242V33L240 32V29H241ZM238 29H239V31H238ZM216 30H217V29H216ZM216 30H215V31H216ZM181 31H180V32H181ZM234 31H235L236 33H235ZM180 32H179V33H180ZM194 32H195V33H194ZM176 33H177V31H176ZM245 33L249 34V36H246ZM177 34H178V33H177ZM228 34H229V35H228ZM238 34H239L240 36H239ZM180 35H181V34H180ZM180 35H178V36H180ZM182 35H183V34H182ZM182 35L180 36L181 38L183 37ZM250 35H251V36H250ZM175 36H176V35H175ZM175 36H174V37H175ZM243 36H246L247 38H245V40H243V39H244V38L242 39ZM170 37H171V36H170ZM170 37H168V38L170 39ZM180 37H177V38L179 39ZM175 38H176V37H175ZM177 38H176V39H177ZM149 39H150V38H149ZM169 39H168V42H169ZM144 40H146V38H145ZM174 40H175V39H174ZM241 40L244 41V42H242ZM185 41H186V43H189V44H186V45H188L189 49H190V45H191V47H193V46H194V47L191 48L190 51H188L187 54H185V50H189V49H187L188 47H186L184 51H181L182 53H184V55H185V56H184L183 54L181 55V52L179 53L178 50H180V49L183 47L182 45L185 44ZM249 41H250L251 43H249ZM256 41H257V43H256ZM147 42H148V41H147ZM239 42H241V43H243V44L241 45V44H239ZM171 43H172V40H171L170 43H169V47H170V48H171V46H170ZM176 43H174V44H176ZM209 43H210V45H209ZM254 43H256V44H254ZM172 44H173V43H172ZM206 44L209 45V46L207 47ZM251 44H253L254 47H253ZM260 44H262V45H260ZM259 45H260L261 47H258ZM173 47H174V45L172 46V48H173ZM184 47H185V46H184ZM194 48H195L196 50H195L194 52H192V50H193ZM212 48H213V49H212ZM204 49H205V50H204ZM248 49H249V50H248ZM256 49H259V51L256 50ZM260 49H261V50H260ZM211 50H212V51H211ZM214 50H215V51H214ZM233 50H234V52H233ZM255 50L258 51V53H257V52H254ZM210 51H211V52H210ZM242 51H243V52H242ZM240 52H242V53H240ZM245 52L247 53V56H246V53H245ZM160 53H161V51H160ZM173 53H174V52H173ZM191 53H192V54H191ZM196 53H197V54H196ZM232 53H233V54H232ZM254 53H255V55H254ZM189 54H190V55H189ZM211 54H212V55H211ZM244 54H245V56H243ZM252 54H253V55H252ZM171 55H172V54H170V57H172ZM236 55H237V56H236ZM173 56H174V54H173ZM186 56H187V57L189 56L188 58H189L190 60L194 61V63L191 64V62H189V61L186 59V58H187ZM208 56H207V58H208ZM214 56H215L216 58H213ZM250 56H251L254 60H252V58H251ZM170 57H169V58H170ZM232 57H233V58H232ZM150 58H151V57H149V59H150ZM169 58H168V59H169ZM205 58H206V57H205ZM217 58H218V60H220V61H218ZM229 58H230V59H229ZM243 58H244V59H243ZM172 59H173V57H172ZM174 59H175V58H174ZM176 59H177V56H176ZM202 59H203V58H202ZM202 59H201V61H202ZM208 59H210V58H208ZM208 59H207V60H208ZM144 60H145V59H144ZM216 60H217V65H214V63L216 62ZM251 60L254 61V63H253L252 66H251V63H252V62L250 63ZM149 61H150V60H149ZM167 61H168V60H167ZM172 61H174V62H173V65H172ZM176 61H177V60H176ZM176 61H175V60H171V63H170V62H167V63H170V65L174 66L175 64H177ZM181 61H180V63H181ZM184 61H183V62H184ZM201 61H200V62H201ZM203 61H204V60H203ZM214 61H215V62H214ZM232 61H234V62H232ZM140 62H141V61H140ZM175 62H176V63H175ZM218 62H219V63H218ZM226 62H227V63H226ZM240 62H241V63H240ZM244 62H245V63H244ZM138 63H139V62H138ZM243 63H244V64H243ZM246 63H247V64H246ZM257 63H258V65L260 64L261 66H258V67H257ZM144 64H145V62H144ZM201 64H202V63H200L199 65H201ZM203 64L205 65L206 63H203ZM203 64H202V65H203ZM207 64H208V62H207ZM207 64H206V65H207ZM215 64H216V63H215ZM249 64H250V65H249ZM140 65H142V62L140 63ZM147 65H148V64H147ZM221 65H222V66H221ZM245 65H246V66H245ZM248 65H249L251 68L248 69ZM178 66H179V65H178ZM178 66H177V67H178ZM223 66H224V67H223ZM229 66H230V68H229ZM144 67H145V66H144ZM175 67H176V66H175ZM208 67H209V65H208ZM208 67H206V68L208 69ZM212 67H213V68H212ZM215 67H217V68H215ZM219 67L222 68V69H220ZM137 68H138V67H137ZM145 68H146V67H145ZM206 68H205V69H206ZM218 68H219V70H218ZM239 68H240V69H239ZM261 68L264 69L263 66H262ZM138 69H140V67H139ZM173 69H174V68H173ZM242 69H243V70H242ZM239 70H240V71H239ZM140 71H141V70H140ZM229 71H231V72H229ZM237 71H239V73L241 72L240 75H238V73L236 74ZM137 72H138V71H137ZM137 72H136V75H137ZM142 72H143V75H144V72H146V75H147V72H148V71H147V69H146V71L143 70ZM246 72H247V73H246ZM263 72H264V70H263ZM134 73H135V70H134V72L131 74V75H132V78H133V75H134L135 77H137ZM139 73H140V72H139ZM225 73H226V74H225ZM231 73H232V74H231ZM170 74H171V73H170ZM223 74H224V75H223ZM242 74L245 75V76L243 75V78H242V76H241ZM249 74H250V76H249ZM131 75H130V76H131ZM138 75H139V74H138ZM140 75H141V74H140ZM143 75H141L140 77H142ZM146 75H144V76H146ZM213 75H215V74H213ZM235 75H236V77H235ZM130 76H128V77H130ZM147 76H148V75H147ZM195 76H196V75H195ZM240 76H241V78H242L241 82H239L240 80H238V78H240ZM253 76H255V77H253ZM165 77H166V76H165ZM167 77H168V76H167ZM193 77H194V76H193ZM193 77H192V78H193ZM143 78H144V77H143ZM192 78H191V79H192ZM196 78H197V77H196ZM200 78H201V77H200ZM212 78H213V77H212ZM214 78H215V77H214ZM135 79H136V78H135ZM135 79H132V81L135 82L134 84L136 85V83H137L136 81H138V80L134 81ZM145 79H146V77H145ZM163 79H165V78H163ZM193 79H194V78H193ZM193 79H192V80H193ZM250 79H251V80H250ZM125 80H126V79H125ZM127 80H128V78H127ZM198 80H199V79H198ZM203 80H204V81H203ZM203 80H201L200 83H199V82H198V83L196 82L198 87L195 86L196 84H193V85H194L193 87H192V85H189L190 88H194V87H195L194 89H192L193 91L190 90V92H188V91H189V88H187V89H188V90H187L186 87H185L184 90L182 91L181 89H183V88H180L179 83L176 82V81H173V83H171V84L169 83L170 81H168V84H167V83H165V81L167 82V80H163V81H164V84H167V85H166L167 87H165V89H164L163 87H158V88H160V89H159L160 91H158L157 88L155 89V86H156V85H155V86H154V89H153V92H155V94H154V93H153V94H154L155 96H154V95H151V96H154V98H153V97L150 98V101H149L150 103H149V105L151 106V105L153 104V105H154L153 107L156 108V110H157V111H155L156 114L160 115L161 117H160V116H156V114H155V117H157V118H155V117L153 116V119L155 118V119L158 121V120H160V118H164V120L166 121V118H165V117H166L167 115H170L172 111H176L177 108L180 109V106H182L183 109H185V110L187 109V107L189 108V109H187V112H185L186 114H187L188 112L190 113V111L192 112V111L195 109V108H194V105H193V99L196 97V95H198L201 91L204 90V87H205L206 84H211V85H212V81L214 82V80H213V79L211 80L210 78H206V79L204 78ZM128 81L131 82L130 84H132V81H130V80H128ZM141 81H142V80H141ZM141 81L138 82V83L140 84ZM145 81H146V80H145ZM158 81H159V80H158ZM158 81H157V82H158ZM188 81H189V80H188ZM188 81H186V83H187ZM196 81H197V80H196ZM129 82H126V83L128 84ZM155 82H156V81H155ZM155 82H154V83H155ZM203 82H204V83H203ZM120 83H121V82H120ZM138 83H137V84H138ZM146 83H147V85H149L148 80H147ZM146 83H145V84H146ZM193 83H194V82H193ZM201 83H202V86H201ZM229 83H228V85H226V86H230ZM141 84H142V83H141ZM188 84H189V83H188ZM198 84H200V86H199ZM254 84L256 85L255 87L253 86ZM123 85H124V84H123ZM152 85H153V84L151 83V86H152ZM158 85H159V84H158ZM168 85H169V86H168ZM231 85H232V82H231ZM130 86H133V85H130ZM141 86H142V85H141ZM164 86H165V85H164ZM238 86H239V87H238ZM257 86H261L260 89H259ZM124 87H125V86H124ZM136 87H138V86H136ZM136 87H134V88H136ZM130 88H131V87H130ZM130 88H128V89L130 90ZM138 88H139V87H138ZM141 88H142V87H141ZM150 88H152V87H150ZM197 88H198V89H197ZM220 88H221V87H220ZM220 88H219V89H220ZM230 88L225 87V92H227V93H226L227 95H230V93H229V89H230ZM256 88H257V89H256ZM123 89L125 90L126 87L123 88ZM143 89H145V87H144ZM162 89H163V90H162ZM195 89H196V91H195ZM222 89H221V90H222ZM249 89H251V88H249ZM252 89H251V90H252ZM261 89H263V90H261ZM126 90H127V89H126ZM131 90H132V89H131ZM149 90H150V89H149ZM154 90H155V91H154ZM185 90L187 91L188 94L184 92ZM221 90H220V92H221ZM227 90H228V91H227ZM251 90H249V91H251ZM134 91H136V89H135ZM140 91H141V90H140ZM143 91H144V90H143ZM156 91H158L157 94H156ZM161 91H162V92H161ZM132 92H133V91H132ZM146 92H150V91H146ZM220 92H219V94H220ZM225 92L223 91L222 93H225ZM257 92H258V93H257ZM190 93H191V94L194 93L193 96H192ZM138 94H140V93H138ZM138 94H135V95H138ZM141 94H142V92H141ZM144 94H145V93H144ZM151 94H152V93H151ZM135 95H134V96H135ZM156 95H157V96H156ZM186 95H188V96H186ZM189 95H190V96H189ZM246 95H247V97H245ZM149 96H150V95H149ZM224 96H225V95H224ZM262 96H263V97H262ZM129 97H130V95H129ZM138 97H140V96H138ZM141 97H143V94H142ZM141 97H140V98H141ZM220 97H221V98L223 97L222 94H221ZM226 97H227L228 102H229V101H233V100H232L233 97H232V98H229L228 96H226ZM230 97H231V95H230ZM235 97H236V96H235ZM249 97H250V98H249ZM260 97L258 96V98H260ZM133 98H134V97H133ZM144 98H145V97H144ZM152 98H153V99H152ZM186 98H187V99H186ZM223 98H225V97H223ZM223 98H222V99H223ZM248 98H249V99H248ZM258 98H257V100H258ZM142 99H143V98H142ZM151 99H152V100H151ZM188 99H189V100H188ZM216 99H217V98H216ZM240 99H241V100H240ZM250 99H251V101L249 102L248 100H250ZM261 99H260L259 101H261ZM137 100H139V99L136 98V101H137ZM140 100H141V99H140ZM140 100H139V102H141ZM144 100H146V99H144ZM144 100H143V101H144ZM177 100H179V101H177ZM183 100H184L187 104H186ZM225 100H226V99H225ZM227 100L224 101V104H226ZM257 100H255L256 103H257ZM262 100H263V99H262ZM131 101H132V100H131ZM174 101H177V102H174ZM218 101H219V100H218ZM259 101H258V102H259ZM133 102H135V101H133ZM135 103H136V102H135ZM147 103H148V102H147ZM151 103H152V104H151ZM184 103H185V105H184ZM219 103H221V101H220ZM230 103H232V102H230ZM230 103H229V105H230ZM233 103H234V102H233ZM233 103H232V104H233ZM247 103H248V105H247ZM262 103H263V101H261L260 103H258V105H259V104H262ZM138 104H139V103H138ZM142 104H143V103H142ZM209 104H212V99H211V101H210ZM209 104L204 108V115H203L204 118H203V117H202V118H203L204 121H205V120L207 121V120L209 119V118L207 119V117H210V115H211V117H213V119L211 120V122L213 121L212 123H214V122L216 121V120L214 121V119H216L218 112H220L219 110L222 109V108L220 107V105H223V104H220V105H219V107H218L219 110H218V108H216V111L214 110V113L217 112V113H216V116H215V115H212V114H214V113H212V108L214 109V107H211V109H210V106H212V105H209ZM213 104H216V103H213ZM232 104L230 105L231 107L234 106V105L232 106ZM244 104H246L247 106L244 105ZM132 105H133V104H132ZM143 105H144V104H143ZM146 105H147V104H146ZM146 105H145V106H146ZM178 105H180V106H178ZM217 105H218V102H217ZM217 105H216V106H217ZM252 105H254V103H253ZM262 105H263V104H262ZM134 106H137V104H135ZM134 106H133V107H134ZM139 106H141V104H140ZM184 106H185V107L187 106V107L185 108ZM216 106H215V107H216ZM263 106H264V105H263ZM263 106H262V109H260L261 111L259 110L258 113H261V112L263 111V108H264ZM147 107H148V106H147ZM246 107H247L248 109H247ZM90 108H91V106H90ZM137 108H138V106H137ZM141 108H142V107H141ZM141 108H140V109H141ZM144 108H145V107H144ZM151 108H152V107H149V109L152 111V112L150 111L151 114H152V113H155V112H153V111H154L153 108H152V109H151ZM233 108H234V107H233ZM233 108H230V109H233ZM235 108H236V107H235ZM259 108H261V106H260ZM91 109H92V108H91ZM133 109H134V108H133ZM146 109H147V108H146ZM149 109H148V110H149ZM209 109L211 110V113H210ZM224 109H225V108H223V110H224ZM240 109H241V108H240ZM141 110H142V109H141ZM171 110H172V111H171ZM181 110H182V109H181ZM207 110H208V113H210V114H208V116H207V115L205 116V114H206L205 112H206ZM217 110H218V111H217ZM228 110H229V109H227V111L225 112V114H223L224 111H221V113L223 112V113H222L223 117H225V116L228 117V115H229L228 113L231 114V112H233L235 109H234L233 111H231V112H230V110H229V112H228ZM246 110H247V111H246ZM169 111H170V112H169ZM177 111H178V110H177ZM239 111H240V110H239ZM249 111H250V113H248ZM253 111H252V112H253ZM257 111H258V109H257ZM140 112H141V111H140ZM146 112H147V111H146ZM150 112L148 111V114H149ZM180 112H181V111H180ZM236 112H237V114H238V111H236ZM142 113H145V112L142 111ZM173 113H174V112H172V114H171L170 117H172ZM177 113H178V112H177ZM189 113H188V116L190 115ZM244 113H245V114H244ZM247 113H248V114H247ZM255 113H256V112L253 113V114H254L253 117L255 116ZM262 113H263V114H262ZM262 113H261L262 115H261V114H260V115H261V117L263 118L264 111H263ZM148 114H147V115H148ZM151 114H150V115H151ZM183 114H184V113H183ZM191 114H193V113H191ZM227 114H228V115H227ZM251 114H252V113H251ZM140 115H141V113L138 114V116H140ZM176 115H177V114H176ZM179 115H180V114H179ZM193 115H194V114H193ZM224 115H225V116H224ZM233 115H234V113H233ZM242 115H243L244 117H243ZM249 115H250V116H249ZM256 115H258V114L256 113ZM260 115H258L259 118H260ZM162 116H164V117H162ZM173 116H175V114H174ZM177 116H178V115H177ZM181 116H183V115H181ZM214 116H215V117H214ZM220 116H221V115L218 116L219 119H220ZM230 116H232V115H230ZM235 116H237V115H235ZM258 116H257V119H256V121H257L256 124H255L256 121L253 119V117H252V119H251V123H252V120H254L253 123H254L255 126L253 125V123L250 125V126H252L253 129H252L251 127H249V124H250V120H249V119H250L251 117H250L249 119H247V120H242V119H240V120H242V122H243V123L241 122V123L243 124V129H246V128H245L246 126H247V128L249 127V131H250V132H249L248 129H247V132H248V133H246V131H244L245 134H244V132H242V130H241V129H242L241 124H240V125L237 124V123H239V118H238V119L236 118L237 120L235 119V122L233 121L234 124H237L238 126H240L239 129L237 128V127H238L237 125H234L233 123H231V125H232V127H231V125H230L231 128H230V127H229V128L226 127V128H224V129L222 128L223 130H225V129H226V130L221 132V133H222L221 136H220V134H218V132H217V133L215 132V135L212 136V135L214 134V132L212 131L213 134L210 135L211 138H210V137H208V138H210V139H212V140H213V138H214V140H216V139L219 140L218 142H217V141H216V142L214 141V144H213V142H212V145H211V141H212V140H211V141H210V139H208V140H207V139H206V140H203V138H206V136H209V134H207V133H203V134H201V135H203V136H202L203 138H201V135H200V138H198L199 135H197V136H198V137H197L198 140H199V139H200V140L202 139L201 141H206V144H210V145L212 146V148H211L210 145H206L204 142H202V146H203V147H204V145H206V148L209 146L207 149H204L205 147L203 148L204 150L201 149V151H203V152H205V150H206V153H204V155H203V152L200 153L201 155L198 154V157H200V156H203V157H204L205 154H208V153H209L208 155H206L208 158H207V157H204V160H203V157L200 158V160H203L202 162H200V160H199V162H200L202 165H200V164L197 162V159H198V157L196 158L197 155L195 156V153L198 152V151L200 152V149L196 150V152H195L194 149H193V148H195L196 146H198V144L200 143V140H199V141H198V140H194V141H197V142H194L193 140H191V141L188 140V139H191V138H192V134H191V138L187 137L188 135H186V138H183V137H182V138L185 139V140L187 139L186 141L188 142V144L192 142V144L194 143V144L196 145L195 147H194L193 145H191V146H193V147H188V146H190V144H189V145L187 146L189 149L185 147L186 150H187V149L190 150L191 148H192L191 150H193V152L190 150L193 154L189 151L190 153H189V152H186L185 155H186V154H187V155H188V154H192L193 156H192V155H190V156H191V157H194V156H195L194 158H196V159H195L196 161H195V160H192V161H191V162L195 161V164L193 163L194 165H192V166H194L195 168H200L201 170L199 169V171H202V172H198V173H197V172H196L197 170L195 169L194 171H195L196 173H195L194 175H193L194 171H193V172L191 171L192 173L190 172V170H193L192 166L190 165V161H188V159H184V158H183V157H188V158H189V156H187V155H186V156L183 155V157L181 156L182 159H183V161L186 160L184 163L187 162L186 167H184V166L182 165V164H184V163H181L182 160H181V162H180L181 165H180V164H179V165H176V163H178L177 160L179 161L180 158H181V157L179 156V154L182 153L183 150L186 151V150L184 149V145H187V144H186L187 142L184 140L183 142H185V144L180 143V141H182L181 136H182V134H183L184 128H186V129H185L186 132H184V133H185V134L187 133V126H189V127H188V130L192 127L193 131H194V127H193V126H195V129H198V128H196V126H198L199 124H201V128H203V130H206V131L208 130V128H209L210 126H209L207 129H206V127H205V129H204V127L202 126V124H203L204 121H202L201 118H197V117H195V115H194L193 117H195V120H194L193 118H192V120H194V121H195V124H197V125H193L194 123L192 124V122H194V121L191 122V121L188 120V119L186 120V122L189 121L190 124H189L188 122L186 123V122L184 121V123L189 124V125H187L186 127H184L185 125H183V126H182V127H183V131L181 132V134H180V133L176 134V136L179 135V136H178V137L180 138V141H179V140H176V139H179V138H176V139H175V138H174L175 136H174L173 134H175V131H177L178 129H180V128L178 127V126H179V124H178V122H179L178 119L185 120V119H186V118H185L186 116L184 117L185 119H184V118H181V117L178 118V119L176 118V121H177V124H178V125H177V124H176V125H177V128H178V129L175 128L176 130H174V128H173V129H172V132H174V133H172V132L170 131V130H171L170 127H171L172 124L169 125V124H170V123H169L168 125H166V123H167V122H172V123H173V126H174L175 123L173 122V120H172V121H169L170 119H169L168 121H166L165 125H166V126H170V127H169L170 129H169L168 127L165 128L166 131H168L167 129H169V131H168L169 133H165L166 136L163 135L164 132H166L165 129H163V130H164V132H163L162 128L160 129L159 127H155V126H154V128H156V130H155V129L152 127L151 124H148L149 122H152V120L149 119V121H148V120L146 121L147 118L144 119V120L146 121V123L148 122V123H147L148 125H151V127L149 126L151 129L148 130V129H146V128L143 127V128L145 129V130H143L142 128H140V129L143 130V132H144V133L141 132L142 135H141V134H138V135H139V139H141L142 142H143V140H144L145 138H146V139H149V140H150L151 138H152V139H155V140H157V141L159 140L157 143H156L155 140H154V143L156 144V147H158L157 145L160 144V143H161L160 146H162V142H163L162 140H163V139L169 137V139H170V138H173V139H172L173 141L176 140V141H178L181 145H180V146H178V145H174L176 141H175L174 143L171 141L170 143L173 144V145L171 144V146H173V147L170 146V147H171V148H170V147H169L170 143H169V144L166 143V142H167V141H166L167 139H166V140H164V142L166 141L165 144L168 145L167 147H165V148H167V149H165L166 152H167L168 148H169V150H168L169 152H170V149H172L173 151H174V150L179 151L180 148L183 149V150H182V149L180 150V153H176V151H174L176 154H175L173 151H172L173 154L170 152V153L172 154V155L170 154V155L172 156V157H170V155H169L168 153H166L164 149H163V150H164V152H165L166 154H163L164 152H163L161 149L158 150V148H156L157 151H161V154H162V155L160 154L161 156H160V155H157V157L159 156L158 159L161 158V160H160V161H161V165H162V163H164V162L166 161L165 159L167 158L169 161L171 160L170 162H172V160L174 159V161L172 162L173 164H171L173 167H174V163H175V165H176L175 167H177V166H178V167L182 166V167H180V168H182V169L180 170L179 168H175V169H174L172 166H170V165H169V163H170L169 161H166V162H169L168 164H167L166 162H165L166 164L164 163V165H166V166L169 165L170 167H172V170H173V169H174V170H177V171H174V170H173V172H172V176H173V178H172V179H168L167 177L165 178V181H166V182H168V181H170V180H173V181H170L171 185H172V182H174V184H173V186H172V189H171V186H170V185L168 186V184H167V187H169V189H171V190H170L171 193L174 194L175 191H176V192H177V193H176L177 195H179V194L182 193V194H183V197H184V196H187V193H189L191 190L193 191V188L196 187V185H197L196 183H198V182H197V178H200L198 181L201 183V185H197V188L201 187L200 190H201V189L203 190V194L201 195V193H200V194H199V197H198V195H197V196H196V197H197V200H198L201 196H203V195L207 196L208 193H205V192L208 191L209 189H211L212 192H213V189H215V191H214L213 193H215V192H216V193L214 194L215 196H214L213 194H211L210 197H205V196H203V198H206V199H207L206 201L208 202V203H207V202L205 201V199H204L203 201H204L205 204H204L203 201L201 200L202 197L200 198V201H197V200L195 199V202H193V203H196V204H198V205L201 204V206L194 205V209H192V207H191L192 210H191L190 213H192V211L195 210L196 208H199V209H200V207H202V205L204 204L203 206H205V209H206V207H207V208H208V207L213 208V210L211 209L212 211H210V212L208 211V213H206V211H205V215H206V216H207V215L209 216L210 213L212 212V214H211L212 217H211V215L209 216V217H210V220H211V222H212V224H213V222L216 223V222L218 221V222L221 224V226H223V225L226 224L228 221H231V220H232L230 223H227V225H225L226 228H227V227H229V226L232 224V225L229 227V229H227L229 232L226 230V228H224L225 226H223V227L219 226V223H218V222H217V224L214 223L216 226H212V227H211V226H210V221H208V222H209V223H208L209 225H205V226H210V227L212 228V230H213V231H212V230L210 229V230L212 231V234H209V235H210L209 238L211 237V238H210L211 240H210L208 237H207L206 239L204 238L203 233H204L206 230L204 231V230H203L204 228H203V227H200V225H201V226L203 225L202 222H200V223H202V224H199V223H198V224H199V229H200V228H203V229L201 230V231H202V234L199 233V231H196V229L194 230L195 227H192V226L194 225V223H196V221H195L196 219L194 220V221H195L194 223H191V224H193L192 226H190V224H189L188 226L185 225V226H186L185 229H188V227H189V229H190V228L192 227V228H191L192 230H194V231H196V233L198 232V234H201V235H202V236H201V237H203L202 239H200L201 237H199L198 234H197V237H196V235H195V237L193 236V237H194V238H193V241H195V243H193V244H194V245H198V246H199L198 249H201V250H202L201 247H203V249H204L205 251L202 250V252H201V250H200V251L198 250L200 256L198 255V253H197V251H196L197 249L195 250V251H196L195 253H197L196 255H197L199 258H201V259H202L201 255L203 254L202 256H203L204 260H206V261H205L206 263L203 262L204 260H201V259L197 258L196 255H194V256H195L197 259L194 258V256H193V259H192V257L189 258L188 256H190L191 254H190V255L187 254V251H188V250L186 251V250H185L186 248L183 249V250H180V251H181V253H182V251L185 250V251H186L185 256H187V255H188V256H187V258H185V256L183 255L184 253L181 254V255H182L181 257H184V258H185V259H184L185 262L182 260L181 263H179V262H180L179 259H182V258H180V256H178V254H180V252L178 253V250H179V249H178L177 246H175V247H177V248H176L175 250L172 248V249H173V252H172V251H171V252H172V255L174 254V255L178 256L179 258L177 259L176 256H172V257H174V258L172 259V258H171V254H170V256H169V252H168V250H167L166 252L164 251L165 254H163V255H164V256L167 255V252H168V255H167V256H169L168 258L172 259L169 263H167V261H169L170 259L167 258V260L165 261V258H164V259H163V260H164V261H163L164 264H170V263H172V262L175 261V260H178L177 262L175 261L177 264H185L187 259H188V260L190 259L191 264H192V262H194V263H195V262H196V263L198 262V263H199V260H200V263L202 262V263H204V264H210V263H211L210 261H212V260L215 261V260H217V259H218V261H217V262H216V261H215V262H212V264H214V263H215V264H217V263H218V264H220V263L222 264V261H221L220 259L226 261V262H223V263H225V264H228V262H229V264H236V263L239 264V262L241 263V262H243V260H244V262L241 263V264H252L255 260L258 259V258H257V259L254 258L255 260L252 261L251 259H253V258H250L251 256H248L250 251H251L252 253H254L253 251L256 252V250H258L257 248H260V250H263V249H261V247H262V248L264 247V244H263V243H264V242H263V241H264V227H263V226H264V211L261 212V213H258V212L256 211V209H255V207H256V203H257V201H258L257 197H258V195L260 196L261 191H257V189H256V192H255V189H253L254 192H255V193H253V192L250 190V189L252 188V186L254 185V184H252V182H253L256 178H257V180H258L259 182H257V180H255V181H256L257 183H259V184L262 185V188H261V189H258V190H263V188H264V179H263V178H264V176H263V175H264V166H263V165H264V122H263V123L261 122V121H264V120H260V121H259V120H258V119H259ZM141 117H142V116H141ZM145 117H146V116H145ZM147 117H148V116H147ZM150 117H151V116H149V118H150ZM168 117H169V116H168ZM178 117H179V116H178ZM189 117H192V115H190ZM211 117H210V119H211ZM132 118H133V117H132ZM137 118H138V117H137ZM172 118H173V117H172ZM229 118L233 119L232 117H229ZM254 118H256V117H254ZM139 119H141V118L139 117V118H138V121H139ZM155 119H154L153 122H152L153 124H154V122L156 121ZM173 119H174V118H173ZM197 119L200 120L201 123L198 124V121H196ZM210 119H209V120H210ZM227 119H228V118H227ZM231 119H230V120H231ZM130 120H131V118H130ZM161 120H162V119H161ZM164 120H163V122H164ZM174 120H175V119H174ZM209 120L207 121L208 123H206V125H211V122H210ZM224 120H225V119H224ZM230 120H229V121H230ZM131 121H132V120H131ZM131 121H130V123H131ZM133 121H135L134 118H133ZM176 121H175V122H176ZM219 121H222V120H219ZM219 121H218V122L216 121V122L219 123ZM225 121H226V120H225ZM248 121H249V123H248ZM160 122H162V121H160ZM160 122H159V123H160ZM163 122H162V123H163ZM227 122H228V121H227ZM230 122H231V121H230ZM258 122H259V124H258ZM130 123H129V124H130ZM133 123H134V122H133ZM144 123H145V122H144ZM146 123H145V126H146ZM181 123H183V122H181ZM204 123H205V122H204ZM131 124H132V123H131ZM138 124H142V123H140V121H139ZM220 124H221V123H220ZM224 124H225V123L223 122V125H224ZM227 124H228V123H227ZM246 124H247V125H246ZM257 124H258V125H257ZM132 125H133V124H132ZM148 125H147V127H148ZM154 125H156V124H154ZM160 125H161V123H160ZM163 125H164V124H163ZM192 125H193V126H192ZM217 125H219V124H217ZM233 125L235 126L234 128H233ZM130 126H131V125H130ZM139 126H140V125H139ZM141 126H144V125L142 124ZM141 126H140V127H141ZM157 126H158V125H157ZM161 126H162V125H161ZM161 126H160V127H161ZM204 126H205V124H204ZM212 126H213V125H211V127H212ZM214 126H215V125H214ZM228 126H229V125H228ZM236 126H237V127H236ZM149 127H148V128H149ZM164 127H165V126H163V128H164ZM180 127H181V124H180ZM198 127H200V126H198ZM211 127H210V130H212ZM216 127H217V126H216ZM152 128H153V129H152ZM158 128H159V129H158ZM201 128H200V129H201ZM235 128H237V130H236ZM250 128H251V130H250ZM121 129H122V128H121ZM121 129H118V131L121 130ZM130 129H131V128H130ZM132 129H133V127H132ZM140 129L138 130V128H137V130H138L139 132L141 131ZM157 129H158V130H157ZM192 129H191V131H192ZM147 130H148V132H147ZM153 130H154V131H153ZM160 130H161V131H160ZM173 130H174V131H173ZM198 130H199V129H198ZM198 130H197V131H198ZM203 130H202V131H203ZM214 130H216V129H214ZM238 130H241V132L238 131ZM122 131H123V130H121V132H122ZM145 131H146V132H145ZM151 131H152V132H151ZM157 131H158V132L160 131V134H159L160 136H159V137H161V138H159L158 136H156L155 133H156ZM195 131H196V130H195ZM199 131H201V130H199ZM199 131H198V134H199ZM206 131H203V132H206ZM111 132H112V131H111ZM132 132H133V131H132ZM132 132H131V133H132ZM136 132H137V131H136ZM162 132H163V133H162ZM231 132H233V133H238V134H240V135H244V137H247L248 139H246V140H247V141H248V140L251 141V144H250V142H248V144H250V145H249V146H248V145L246 146V147H248V150H249V148H250V151H249V152H248L247 150H246L245 152L243 151L244 153L242 152V153H243V154H242V153H240V151H241V150H240V151L236 154V156H234V158H235V157H238V159H237V158H236V159L233 158V159H232L233 161H230L229 163H228V162H222V161H224V160H223V157H222L221 155H217V154H216V152H215V148L217 147L218 143L222 140V138H223L226 134L231 133ZM114 133H115V130H114V132H113V135H114V136H118L117 133H116V134H114ZM122 133H124V132H122ZM137 133H138V132H137ZM147 133H148V134H147ZM161 133H162V135H161ZM170 133H171V135L174 136V137L168 136ZM188 133L190 134L189 131H188ZM191 133H192V132H191ZM195 133H196V132H195ZM195 133H193V134H195ZM200 133H201V132H200ZM208 133H211V132H208ZM254 133H255V134H254ZM109 134H111V133H109ZM153 134H155V135H153ZM185 134H184V135H185ZM205 134H206V136H205ZM216 134H218L221 138H220V137L218 138ZM246 134H248V135H246ZM252 134H253V135H252ZM157 135H158V134H157ZM184 135H183V136H184ZM195 135H196V134H195ZM109 136H110V135H109ZM111 136H112V135H111ZM120 136H122L121 133H120V135H119L118 137H120ZM145 136H146V137H145ZM148 136H149V137H148ZM154 136H155V137H154ZM167 136H168V137H167ZM193 136H194V135H193ZM249 136H250V137H249ZM141 137H142V138H141ZM143 137H144V138H143ZM156 137H158V138H156ZM215 137H216V138H215ZM160 139H161V142H160ZM169 139H168V140H169ZM174 139H175V140H174ZM192 139H193V138H192ZM194 139H196V137H194ZM135 140H136V139H135ZM261 140H262L263 142H261ZM146 141H148V140H146ZM150 141H152V140H150ZM150 141H149V142H150ZM169 141H170V140H169ZM209 141H210V142H209ZM142 142H141V144H139V146H143V147H140V148H144V149H141V151H142V150H145V149L148 148V149H147L148 152L144 151L146 155H143V157L146 158V159L148 160V156L151 158V157H153V156L155 155V153L150 152V151H153V149L155 150V148H154L153 146H151V147H153L152 150H151V148L148 147V146H149V145H148L149 142H146L148 146L145 145L144 143H143V144H144V145H143ZM152 142H153V141H152ZM152 142H151L150 144L155 145V144L152 143ZM207 142H209V143H207ZM260 142H261V144H259ZM139 143H140V141H139ZM179 143H176V144H179ZM203 143H204V144H203ZM216 143H217V144H216ZM246 143H247V142H246ZM253 143H254V144H253ZM262 143H263V144H262ZM129 144H131V143H129ZM119 145H120V146H121V145H122V146H127V144L125 145L124 142H120V143H118V146H117L118 148L120 147ZM131 145H132V144H131ZM131 145H130V146H131ZM163 145H164V144H163ZM182 145H183V147H181ZM200 145H201V143L199 144V147H201ZM251 145H252V146H251ZM253 145H254V146H253ZM257 145H261L260 148H259V146H257ZM122 146H121V147H122ZM145 146H146V148H145ZM256 146H257V148H256ZM121 147H120V148H121ZM163 147H164V146H163ZM163 147H162V148H163ZM177 147H178V148H177ZM251 147H252V149H251ZM122 148L124 149V147H122ZM122 148H121V149H122ZM125 148H126V147H125ZM127 148H128V146H127ZM175 148H176V149H175ZM209 148H210V149H209ZM130 149H131V152H132V149H133V148L130 147ZM130 149H127V151H129ZM195 149H197V148H195ZM211 149H213V150L211 151ZM245 149H246V148H245ZM245 149H244V150H245ZM254 149H255V150H254ZM257 149H258V150H257ZM116 150H117V149H116ZM125 150H126V149L121 150V151H125ZM207 150H208V151L210 150V151L207 152ZM259 150H260L261 152H259ZM127 151H125V152H127ZM252 151H256V152H252ZM131 152H130V151L127 152L128 156H127V154L124 153L125 155H123V156H127V158H126V157H124V158H125V159H129V157H131V155L129 156V154H131ZM199 152H198V153H199ZM119 153H121V152H119ZM142 153H143V151H142ZM247 153H249V157H248V156H247V157L249 158L248 161H250V163L248 162V164L246 163L247 161H245V158H244V155L247 154ZM251 153H255V155H253V154H251ZM121 154H123V153H121ZM121 154H120V155H121ZM143 154H144V153H143ZM150 154H151V155H150ZM153 154H154V155H153ZM158 154H159V152H158ZM174 154H175V155H174ZM182 154H184V153H182ZM182 154H181V155H182ZM196 154H197V153H196ZM240 154H242V156H241ZM118 155H119V154H118ZM147 155H148V156H147ZM173 155H174V157H173ZM211 155H213V156H212L213 158L211 157ZM238 155H240V157H242V159H240ZM250 155H251V156H250ZM166 156H167V157H166ZM220 156H221L222 158H221ZM254 156H256V157H254ZM120 157L122 158V155H121ZM162 157H165V158L162 159ZM169 157L172 158V159H170ZM175 157H176V158L178 157L179 159H178V158L176 159ZM219 157H220V158H219ZM245 157H246V156H245ZM251 157L254 159V162H257V163H258V164L256 163L257 165L254 166V162H253V160H252V162H251ZM124 158H122V159H124ZM144 158H142L141 161L145 164L146 162H144V161H147V160L144 159ZM154 158H155V157H154ZM194 158H190V160H191V159H194ZM243 158H244V159H243ZM256 158H257V159H256ZM125 159H124V160H125ZM143 159H144V161H143ZM152 159H153V158H152ZM158 159H157V160H158ZM175 159H176V160H175ZM217 159H219V160H217ZM220 159H222V161H221ZM258 159H259V160H258ZM262 159H263V160H262ZM124 160H122V161H124ZM154 160H155V159H154ZM157 160H156L155 162H158V161H159V160H158V161H157ZM163 160H164V161H163ZM205 160H206V161L208 160V161L206 162ZM239 160H241V161L239 162ZM242 160L245 161V162H242ZM260 160H262L263 162H261ZM119 161H120V160H119ZM126 161H128V160H125V162H126ZM129 161H130V160H129ZM150 161H151V160H150ZM175 161H176V162H175ZM204 161H205V162H204ZM234 161H235L236 164L233 163ZM125 162H123V163H125ZM130 162H131V161H130ZM147 162H148V161H147ZM152 162H153V161H152ZM220 162H222L224 165H223L222 163H220ZM139 163H140V162H139ZM148 163H149V162H148ZM196 163H198L199 165H196ZM214 163H215V164H214ZM231 163H232V164H231ZM251 163H252L253 165H252ZM126 164H127V163H126ZM140 164H141V163H140ZM146 164H147V163H146ZM146 164H145V165H146ZM149 164L152 165L151 162H150ZM156 164H157V163H156ZM191 164H192V163H191ZM203 164H204V165H203ZM213 164H214V165H213ZM221 164H222V165H221ZM239 164H240V165H239ZM249 164L252 165V168H251V165L249 166ZM124 165H125V164H124ZM141 165H142V164H141ZM145 165H142L144 169L147 168V167L145 168ZM154 165H155V163H153V166H154ZM184 165H185V164H184ZM212 165H213V166H212ZM234 165H239V166H241V167L236 166L237 169H234V170H237V171H239V172L234 171V170L232 169L233 172L230 173L231 170H230L229 167L232 168ZM258 165H259V166H258ZM142 166H141V167H142ZM146 166H147V165H146ZM153 166H149V165H148V167H153ZM166 166H165V169H166ZM169 166H168V167H169ZM188 166H191V167H188ZM196 166H197V167H196ZM198 166H199V167H198ZM207 166H210V167H207ZM225 166H226V167H225ZM227 166H228L229 170L226 169ZM242 166H243V169H244L245 167H250V171H247V170H248L247 168L245 169L246 171L243 170V169H242ZM244 166H245V167H244ZM262 166H263V167H262ZM110 167H111V166H110ZM120 167H121V166H120ZM123 167H124V166H123ZM123 167H121V168H123ZM156 167H157V166H156ZM159 167H160V166H159ZM170 167H169V168H170ZM206 167H207V168H212V169H209V170H210V171H209ZM260 167H261V169H260ZM111 168H112V167H111ZM138 168H139V167H138ZM143 168H141V169H142V171H141L142 173H143V171L145 172V170H144ZM153 168H154V167H153ZM157 168H158V167H157ZM161 168H162V167H161ZM169 168H167L166 171H169V172L171 173V170H170ZM186 168H187V169H186ZM191 168H192V169H191ZM234 168H235V166H234ZM239 168H241V169H239ZM254 168L256 169L255 171H254ZM150 169H152V168H150ZM158 169H159V168H158ZM183 169H184V170H183ZM188 169H189V170H188ZM202 169H203L204 171H203ZM216 169H217V170H216ZM220 169H221V170H222V169H224V170L226 169V170H225L226 172H225V171H224V172H225V174L228 173L227 175H229V177L226 176V175H223V176H222V173L224 174V172L221 171L222 173H219L218 176H220V177H218V178H221V176H222L223 179H224L225 177H228V179L231 180L232 182H231V181L229 182V180H226L227 178H225L224 180L222 179L223 181H222L221 179L217 180V179H216V176H217V175L213 176L214 174H216L215 171L219 172ZM161 170H162V169H161ZM206 170H207V171H206ZM211 170H212V171H211ZM227 170H228V172H227ZM251 170L254 171L253 174H252L253 171H251ZM139 171H140V170H139ZM155 171H156V170H155ZM163 171H164V168H163ZM163 171H162V174H163L164 172H166V171H164V172H163ZM179 171H180V172H179ZM181 171H182L183 173H182ZM186 171H187V172H186ZM257 171H258V172H257ZM259 171H260V173H259ZM158 172H159V170H158ZM169 172H168V173H169ZM189 172H190V174H188ZM209 172H210V173H209ZM212 172H215V173H214V174H211ZM235 172H236L237 174H234ZM245 172L248 173L247 175H250V174H251L252 177L254 178V180L251 181L252 177H251V179H250L249 176H247V175L245 176ZM249 172H250V173H249ZM156 173H157V172H156ZM174 173H176V174H174ZM199 173H200L202 176H201ZM202 173H203V174H202ZM205 173H206V174H205ZM238 173H239V174H238ZM160 174H161V172H160ZM181 174H182V175H181ZM184 174H185V178H183V179L185 180V183H186V182H189L190 184L187 183L188 185H193V183H194V185H193L194 187L190 188V191L187 189V190H184V192H181L182 190H179V189H177V188H179V187L181 188L182 186H183L184 188H187V187L184 186L185 183H184V182H180V180H179V177L181 176L180 178H182V176H183ZM186 174H187V175H186ZM191 174H192V176H191ZM209 174H211V175L213 176V179H214V178L216 179L215 181H219V183H217V184H220V183L222 182V184H220V185H223V184H224L223 182L226 183L225 186L223 185L224 188H222L223 186L220 187V189H221V190L219 189L220 192H217L218 190L216 191V188H214V186L219 188V185H217V184L215 185L214 183H212V185H210L211 182L209 183L208 180H207L208 185L206 186V184H204V185L202 186V182L200 181V180H202L201 178L204 179L205 177H207V178L209 179V178H210V175H209ZM231 174H232V175H231ZM262 174H263V175H262ZM199 175H200L201 177H200ZM204 175H205V177H203ZM206 175H207V176H206ZM208 175H209V176H208ZM234 175H235V176H234ZM260 175H261V176H260ZM159 176H160V175H159ZM166 176H167V175H166ZM168 176H169V175H168ZM172 176H170L169 178H171ZM175 176H176V179H178V180H176L177 182L174 181V180H175ZM187 176H188V177H187ZM190 176H191V177H190ZM193 176H194V177L196 176V177L194 178V179H196V181L193 179ZM197 176H198V177H197ZM231 176H232V177H231ZM237 176H238V179H241V178H242L240 181H241V183L243 182V183H242V188L240 187L239 189H238V187H239L238 184H239L240 186H241V184H240L239 182L234 184L235 180L237 181V179H235ZM239 176H240V177H239ZM262 176H263V177H262ZM161 177H162V176H161ZM161 177H160V178H161ZM183 177H184V176H183ZM234 177H235V178H234ZM244 177H245V178H244ZM255 177H256V178H255ZM258 177H259V178H258ZM163 178H164V176H163ZM163 178H161V179H163ZM231 178H233V180H232ZM246 178H247V179H246ZM248 178H249V180H250L251 182L248 180ZM161 179H159V180H161ZM166 179H168V181H167ZM187 179H188V180H187ZM205 179H206V178H205ZM213 179H212V177L210 178L211 181H212ZM234 179H235V180H234ZM243 179H244L245 181H244ZM260 179L263 181V183L260 182V181H261ZM163 180H164V179H163ZM163 180L159 181V182H162V183H161L162 185H164V184H163V182H164ZM225 180H226L227 182H226ZM143 181H144V180H143ZM156 181H157V178H156ZM202 181H203V180H202ZM204 181H205V180H204ZM204 181H203V183H205ZM213 181H214V180H213ZM233 181H234V182H233ZM141 182H142V181H141ZM141 182H140V183H141ZM144 182H145V181H144ZM144 182H142L141 184L144 185L145 183L149 182V186H150L149 190H151V188H152V186H153V185L151 186V180H150V181L148 180V181L145 182V183H144ZM249 182H250L251 184H249ZM140 183H139V184H140ZM168 183H169V182H168ZM176 183H177L178 187H177V186H174V185H176ZM178 183H179V184H178ZM181 183H182V184H181ZM183 183H184V184H183ZM191 183H192V184H191ZM257 183H255V186H254L255 188H256V184H257ZM141 184H140V185H141ZM153 184H154V182H153ZM157 184H158V181H157ZM161 184H160L159 186H162ZM180 184H181V185H180ZM195 184H196V185H195ZM198 184H199V183H198ZM213 184H214V185H213ZM243 184H244V186H243ZM245 184H247V185H245ZM233 185H234L235 187H234ZM249 185H250V186H249ZM251 185H252V186H251ZM141 186H142V185H141ZM141 186H140V187H141ZM186 186H187V185H186ZM205 186H206V189H208V190L204 189ZM209 186H210V187H209ZM231 186H232L233 188H232ZM246 186H247V187L249 186L250 188L248 187V189H247ZM167 187H166V189H167ZM173 187H174V189H173ZM183 187H182V188H183ZM208 187H209V188H208ZM211 187H212L213 189H212ZM257 187H258V186H257ZM259 187H260V186H259ZM141 188L143 189L144 187L142 186ZM145 188H146V187H145ZM160 188H161V187H160ZM163 188H164V186H163ZM184 188H183V189H184ZM188 188H189V186H188ZM218 188H217V189H218ZM236 188H237V189H236ZM241 189H242V190H241ZM245 189H247V190H245ZM139 190H140V189H139ZM144 190H145V189H144ZM147 190H148V189H147ZM152 190H153V189H152ZM162 190H163V189H161V192L164 193V192L167 191V194L170 195V191H169V190H166V191H164V190L162 191ZM172 190H174V191L172 192ZM178 190H179V191H178ZM195 190H196V189H194V191H195ZM197 190H198V192H199V189H197ZM202 190H201V191H202ZM205 190H206V191H205ZM211 190H210V191H211ZM226 190L234 191L235 194H236V197L233 198V199H227V198H224L223 195H224V193H225ZM239 190H241V191H239ZM244 190H245V191H244ZM249 190H250V191H249ZM140 191H141V190H140ZM145 191H146V190H145ZM168 191H169V192H168ZM192 191H191V193L193 194ZM204 191H205V192H204ZM236 191H237L238 193H237ZM242 191H243V192H247V193H245L246 195H244V193H241ZM152 192H153V191H152ZM159 192H160V191H159ZM161 192H160V193H161ZM178 192H179V194H178ZM208 192H209V191H208ZM248 192H249V193H248ZM258 192H260V194H259ZM140 193L142 194V192H140ZM150 193H151V191L149 192V194H150ZM160 193H159V194H160ZM184 193H185V195H184ZM191 193H189V195H190ZM210 193H211V192H210ZM218 193H220V194H218ZM240 193H241V194H240ZM251 193H252L253 195H252ZM143 194H144V193H143ZM146 194H147V191H146L145 195H146ZM167 194H166V196H167ZM182 194H181V195H182ZM192 194H191V197H192V198H193V196L195 197V195L192 196ZM194 194H195V193H194ZM196 194H198V193H196ZM217 194H218V195H217ZM247 194H248V195H247ZM250 194H251V195H250ZM174 195H175V194H174ZM177 195H175V196H177ZM181 195H180V196H181ZM189 195H188V196H189ZM212 195H213L215 198H214ZM238 195H240V196H238ZM141 196H142V195H141ZM148 196L151 197L150 199H154V198H155V195H154V197H152L153 194H152V195H148ZM148 196H147V197H148ZM160 196H161V195H160ZM180 196H179V197H180ZM211 196H212V197H211ZM217 196H219V197H217ZM242 196H243V197H242ZM245 196L247 197L248 200L251 199V197H252V200L248 201V200L246 199ZM248 196H249V197H248ZM255 196H256V197H255ZM142 197L144 198L145 196H142ZM163 197H164V196H163ZM163 197H161V198H163ZM167 197H168V196H167ZM172 197H173V195H172ZM181 197H182V196H181ZM254 197H255V198H254ZM143 198H140V199L142 200ZM158 198H159V197H158ZM176 198H177V197H176ZM176 198H174V199H176ZM184 198H186V197H184ZM258 198H259V197H258ZM140 199H139V200H140ZM145 199H146V198H145ZM150 199H149V202L147 201V204L150 203V204H148L149 206H150L151 204L155 203V202H154L155 200H151V201H152V203H151V202H150ZM164 199H165V197H164ZM164 199H163V200H164ZM172 199H173V198H172ZM172 199H170V201H169V205L171 206V209H168V208H167L166 211H162L163 209L160 210V211L164 214L163 216H160L162 213H161L160 211H158L159 208H162L161 206H160L159 208L156 206L157 209L154 208V210L156 209V212H157V213L160 212L161 214H155L156 212H155V211L153 212V210H152L155 204L152 205V206H150L149 210L147 211L145 207H143L142 205H140V204H141V203H140L139 206H142V207H143V210L145 209V211L142 212V211H143V210L141 209L142 207L140 208L142 214H144V213L146 214V215H145V220L148 219V218L152 215V214H150V215H148V216H149V217H148V216H147V212H148V213H152V212H153V215L149 218V219L152 220V221H151L152 223H154V219H153V218H155V216H156V218L158 217L159 219H160L161 217H166V220H167V219H168L167 216L170 215L172 212H173V213H174V212L177 213L176 210H175V211H171V210H173L175 207L177 208V205H178V207L182 206L183 203H184V205H185V201H186L185 199H184L185 201H183V202L180 201V203H182V205H180V203H178L179 200H174V201H173ZM179 199H180V198H179ZM186 199H187V200H190L191 198H186ZM208 199H209V200H208ZM210 199H211V201H210ZM213 199H214V200H213ZM253 199H254V201H253ZM255 199H256V201H255ZM147 200H148V199H147ZM159 200L161 201L162 199H159ZM167 200H169V199L167 198ZM245 200L247 201V203H246ZM164 201H165V200H164ZM172 201H173V202H172ZM176 201H178V202H176ZM191 201H193V199H192ZM191 201H190V204H191ZM157 202H158V199H157ZM166 202H167V201H166ZM166 202H165V203H166ZM175 202H176L177 205L175 204ZM186 202H187V201H186ZM201 202H202V203H201ZM213 202H214V204L216 205V207H215V206H212V205H213ZM254 202H255V203H254ZM145 203H146V201L144 200V203H142V204H143L144 206L149 207L147 204L145 205ZM158 203H159V202H158ZM161 203H162V202H161ZM161 203H160V204H161ZM171 203H172V205H171ZM173 203H174L176 206L173 205ZM199 203H200V204H199ZM211 203H212V204H211ZM253 203H254V204H253ZM167 204H168V203H167ZM187 204H188V203H187ZM187 204H186V206H187ZM210 204H211V205H210ZM161 205H162V204H161ZM163 205H164V202H163ZM179 205H180V206H179ZM246 205H247V206H246ZM139 206H138V207H139ZM167 206H168V205H167ZM167 206L165 205V207H167ZM173 206H174V207H173ZM188 206H189V205H188ZM195 206H196V208H195ZM229 206H230V207H229ZM243 206H244V207H243ZM245 206H246V208H245ZM168 207H169V206H168ZM182 207H183V206H182ZM184 207H185V206H184ZM184 207H183V208H184ZM189 207H190V206H189ZM189 207H188V208H189ZM242 207H243V209H245V210H246V209H249L248 211H250V212H248V211L246 210V211H247V213H246L245 210L242 209ZM151 208H152V209H151ZM163 208H164V207H163ZM214 208H215L216 210H214ZM220 208H221V209H220ZM230 208H232V209L234 210V212H231V211H233V210L230 211ZM137 209H138V208H137ZM180 209H181V208H180ZM185 209H186V208H185ZM202 209H203V208H201L200 210H202ZM241 209H242V210H241ZM138 210H139V209H138ZM151 210H152V211H151ZM164 210H165V209H164ZM169 210L171 211V213H170ZM200 210H199V211H200ZM208 210H209V209H208ZM219 210H220V211H219ZM227 210H229L228 213H227V212L223 213V211H227ZM146 211H147V212H146ZM149 211H151V212H149ZM168 211H169L170 214H168ZM177 211H179V210L177 209ZM182 211H184V210H182ZM187 211H188V210H185L184 212H181V213H185V214H182L183 217H184V220L189 221L188 218L185 219V218H186L185 216H187V215H188L189 217H191V216L189 215V211H190V210H189L188 212H187ZM197 211H198V210H197ZM202 211H203V210H202ZM216 211H219V212L216 213ZM239 211H240V212L242 211V212L239 214ZM164 212H165V213H164ZM186 212H187V214H186ZM193 212H194V211H193ZM195 213L197 214L196 211H195ZM198 213H199V215H200V216L198 215V219L202 218V217H203V216H201L202 213H201V214H200V212H198ZM222 213H223L224 215H223ZM231 213H233V215H234V213H235V214H238V215H236L235 217L233 216V218L231 217V218H232L231 220H227V221L223 222L224 219H227V218L229 217V214H230V216H232ZM243 213H244V214H243ZM245 213H246L249 217H245V216H247V215H245ZM140 214H141V213L139 212V215H140ZM165 214H168V215L165 216ZM178 214H179V213H178ZM178 214H177V215H178ZM196 214H192V215H194V217L192 216L191 219L195 218V215H196ZM219 214L223 215V217H222L221 215L219 216ZM227 214H228V215H227ZM241 214H242V216H241ZM158 215H159L160 217H159ZM182 215H181L180 217L177 216V218H180V219H181ZM217 215H218V217H217ZM253 215H254V216H253ZM146 216H147V217H146ZM206 216H204V217H206ZM227 216H228V217H227ZM250 216H251L252 218H254V219H252ZM261 216H262V217H261ZM141 217H142V216H141ZM141 217L139 216V218H141ZM152 217H153V218H152ZM169 217H170L169 219L171 220V226L174 227V228L177 227L179 224H181V226H182L181 230H183V229H184V228H183V227H184V224L190 223V222H186V223H185L184 220H181L180 223H178V222H179L178 219H177L178 222H175L176 220H175V221H172V219H171V218H172L171 215H170ZM173 217H174V216H173ZM199 217H200V218H199ZM213 217H214V218H213ZM215 217H216L217 219H219V220H217ZM221 217H222L223 221L220 222V220H222V219H220ZM226 217H227V218H226ZM240 217H241V218H240ZM255 217H256V218H255ZM260 217H261V218H260ZM142 218L144 219V217H142ZM142 218H141V219H142ZM156 218H155V219H156ZM174 218H175V217H174ZM207 218H208V217H207ZM235 218H236V219H235ZM244 218H246V219H245V220H242V221H243V223H242V222H241V219H244ZM250 218H251V219H250ZM149 219L146 220V221L148 222ZM163 219H164V218H163ZM169 219H168L167 221H169ZM198 219H197V221H199ZM208 219H209V218H208ZM213 219L216 220V221H213ZM229 219H230V218H229ZM248 219H249V220H248ZM260 219H261V220H260ZM46 220H47V219H46ZM46 220H45V223L47 224L48 222H47ZM157 220H158V219H157ZM166 220L164 219V221H166ZM204 220H205V219H203V220H201V221H204ZM233 220H234V223H235V224L233 223ZM236 220H237V221H236ZM250 220H252V221H250ZM254 220H255V221H254ZM259 220H260L261 222H260ZM164 221H163V222H164ZM167 221H166V222H167ZM235 221H236V222H235ZM238 221L241 222V223H239ZM244 221H245V222H244ZM246 221H248V222H246ZM253 221L256 222V223L259 222L260 224L253 225V224H256V223H254ZM147 222H146V223H147ZM149 222H150V221H149ZM183 222H184V223H183ZM192 222H193V221H192ZM222 222H223V223H222ZM252 222H253V224H251ZM155 223H158V222L155 221ZM155 223H154V224H155ZM161 223H162V222H161ZM161 223H160V226L162 225ZM164 223H165V222H164ZM168 223H169V222H168ZM168 223H167V224L165 223V224L167 225V229H165L164 232H170V230L168 231V228H170V226H169L170 224L168 225ZM172 223H174V225H175V223H176V225H177V224H178V225H177V226H173ZM205 223H207V222L205 221ZM238 223H239V224H238ZM245 223H246V224H245ZM262 223H263V224H262ZM154 224H153V225H154ZM48 225H49V224H48ZM48 225H47V226H48ZM148 225L150 226V224H148ZM228 225H229V226H228ZM246 225H247V226H250V225L255 226V228L252 227V229L254 228L253 231H251L252 229H250V227L248 228V229H250V233H252L251 235L248 234L249 231L246 230V229H247V226H246ZM258 225H259L261 228H263V229L261 230L260 227H257ZM261 225H262V226H261ZM43 226H46V225L44 224ZM49 226H50V225H49ZM49 226H48V227H49ZM158 226H159V223H158ZM158 226H156V228L159 230ZM160 226H159V227H160ZM179 226H180V225H179ZM195 226H198V225H195ZM233 226H234V227H233ZM242 226H243V227L246 226V229H244ZM150 227H152V229H153L154 226L151 225ZM150 227H149V228H150ZM161 227H162V226H161ZM163 227H164V225H163ZM210 227H208V230H209ZM213 227H214V228H213ZM215 227H216V228H215ZM238 227H239V228H238ZM44 228H47V227H44ZM129 228L132 229L131 226H129ZM129 228H128V230L126 231V232H127V235H124V236L119 235V236H122V237H120V238H118V237H119V236H117L118 234L115 235L114 231H112V234H111V232H109V234H111L110 237H109V235H108V236L106 235V234H108V233H106V232L104 233L105 236L102 234L100 239H99V237H98V239H99V240H102V241L99 242V241L97 240L96 244L98 243V247H99L100 249H101V247L103 246L102 250H100L99 252L102 253L101 251H103L105 245L110 246V245H111V242H112V246L114 247V249H115V251L117 252L118 255L126 254L127 251H128V252H129V251L131 252L132 250H133V251L139 250V251H141V253L143 254V257H144L145 259H148L149 257L152 256L153 259L156 260V259H157L156 256L159 254L158 252H160L161 249H160V250H157V248H156V249L154 250V247L149 243L146 234H145L144 231H142L141 229H139V230H133V229H132V231L130 230V232L128 233ZM154 228H155V227H154ZM156 228H155V229H156ZM174 228H173V231H174ZM205 228H207V227H205ZM217 228H218V229L221 228V229L218 230ZM231 228H232V229H231ZM235 228H236V229H235ZM240 228H241L242 231H245V230H246L247 233H246V231L243 233V232L240 230ZM259 228H260V230H261V233L263 232L262 234L260 233ZM150 229H151V228H150ZM157 229H156V230H157ZM160 229H161V228H160ZM185 229H184V230H185ZM191 229H190V230H191ZM223 229H224L225 231H224ZM243 229H244V230H243ZM257 229H258V230H257ZM45 230H47V229H45ZM166 230H167V231H166ZM171 230H172V228H171ZM176 230H180V227H178V229H176ZM181 230H180V232H178V233H181V232L184 231V230H183V231H181ZM190 230H188L187 232H190ZM215 230H216V232L219 231L220 233H222V232H224V233H223V234H220L219 232L216 233ZM221 230H222V231H221ZM236 230H237L238 232H237ZM255 230H256V231H255ZM123 231H124L123 233L126 234V233H125V230H123ZM161 231H162V230H161ZM173 231H172V232H173ZM185 231H186V230H185ZM194 231L192 232V234L195 233ZM201 231H200V232H201ZM257 231H258L260 234H259ZM154 232H155V236H157V235L160 233V231H159V233L156 234L157 232H156L155 230L153 231V233H154ZM162 232H163V231H162ZM162 232H161V233H162ZM164 232H163V233H164ZM209 232H210V231H209ZM225 232L229 233V235H231V236H227L228 234H226ZM240 232H241V233H240ZM253 232H254V233H253ZM256 232H257V234L262 235V236H261L262 238H261L259 235H257V236L255 235L256 238L253 239V237H255V236H253V234H255ZM113 233H114V234H113ZM118 233L120 234V233H122V231H121V232H118ZM170 233H171V232H170ZM173 233H175V231H174ZM176 233H177V232H176ZM178 233H177V234H178ZM205 233H207V232H205ZM239 233H240V234H239ZM165 234H166V233H165ZM165 234H163V235H165ZM168 234H169V233H168ZM171 234H172V233H171ZM171 234H170V236H171ZM177 234H175V236H177ZM181 234H182V233H181ZM217 234H218L219 236L221 235L222 237H221V236L219 237ZM242 234H243L244 237L247 236L248 239H247V238L244 239V237L242 238V236H241ZM244 234H245V235H244ZM114 235L117 236V238H116L115 240H112V241H111L110 239L113 238L112 236H114ZM161 235H162V234H161ZM173 235H174V234H173ZM178 235H180V234H178ZM186 235L188 236V233H187ZM186 235H185V236H186ZM213 235H214V236L216 235V237H214ZM224 235H226V236H224ZM236 235H237V239H238V240H239V239H240V240L244 239V242H243V240H242V247H243V245H244V246L246 245V246H248V247H249V245H250V249H248V247L245 246L246 249H242V250H243V251H242V250L240 249V247H241V245H240L241 242H240V241H237V239H236ZM106 236H107V237H106ZM168 236H169V235H168ZM175 236H174V237H175ZM187 236H186V237H187ZM205 236H207V235L205 234ZM212 236H213L214 238H212ZM103 237H104V239H105V238L107 239V240L105 239L106 242L103 241V240H104ZM108 237H109L110 239H109ZM136 237H138V242H135V241H134ZM157 237H159V238L157 239V242H158V245H159V244H160V241H161L160 239H161L162 237H161V238H160V236H157ZM166 237H167V234H166ZM166 237L164 236L165 239H168V237H167V238H166ZM171 237H173V236H171ZM179 237H184V234H183V236H179ZM189 237H191V235H189ZM218 237H219V238H218ZM228 237H229V238H228ZM240 237H241V238H240ZM196 238H199L198 240H200L201 242H200V241H197ZM217 238H218V239H217ZM221 238H222V240H221ZM226 238H227V240H225ZM232 238H233V239L235 238L236 241H235V239L233 240ZM260 238H261L262 240H261ZM171 239H172V238H171ZM188 239H189V238H188ZM195 239H196V240H195ZM215 239H216V240H215ZM229 239H230V240H229ZM231 239H232V240H231ZM251 239H252V240H251ZM257 239H258V241H257ZM109 240H110V241H109ZM159 240H160V241H159ZM169 240H170V239H168V241H169ZM176 240H177V239L174 240V238H173V241H175L176 244L179 245V248H180V246H181V247L183 246V248H184V247H187V246H184V245L187 244V243H184V239H183V242H181V241H182V238H181V239H180L181 241L179 240L180 243H179L178 241H176ZM190 240H191V238H190ZM205 240H206V242L203 243V241H205ZM207 240H208V241H207ZM209 240H210L211 242H213V243L210 244L211 242H210ZM228 240H229V242H231V243L234 241V242L232 243L233 245H230L231 247L235 245V247H233V248L237 249V248L239 247V249H237V250L234 249V250H232V251L230 250L231 252H226V251L230 248V246L228 245V244H230V243L228 242ZM247 240H248V241L250 240V241H249L250 243H249ZM164 241H165V240H164ZM173 241H172V242H173ZM187 241H188V240H187ZM216 241H217V242H216ZM220 241H221V243H220ZM261 241H262V242H261ZM170 242H171V241H170ZM175 242H174V243H175ZM177 242H178V243H177ZM185 242H186V241H185ZM199 242H200V243H199ZM223 242H225V245L223 244ZM227 242H228V244H226ZM239 242H240V243H239ZM252 242H256V243L253 244ZM258 242H260V243H258ZM99 243H102V245L100 244V245H101V246H100ZM103 243H104V244H103ZM105 243H107V244H105ZM162 243L165 244V242H162ZM182 243H184V245H181ZM190 243H191V246H192V245H193L192 242H190ZM190 243H189V244H190ZM197 243H198V244H197ZM202 243H203V245H202ZM208 243H209L210 245H209ZM251 243H252V244H251ZM109 244H110V245H109ZM172 244H173V243H171V245H172ZM204 244H206V245L204 246ZM214 244H215V245H214ZM222 244H223L224 246H221ZM256 244H257V245H258V244L261 245V247H258L259 245H258L257 247L255 246L256 249L254 248V249H255V250H254V249H253V246L256 245ZM160 245H161V244H160ZM160 245H159V246H160ZM187 245H188V244H187ZM200 245H201V247H200ZM226 245L228 246V248L225 247ZM238 245H239V246H238ZM162 246H163V245H162ZM166 246H167V245H166ZM169 246H170V245H169ZM189 246H190V245H189ZM211 246H212V247L214 246V247L212 248ZM219 246H220V249H219ZM175 247H174V248H175ZM194 247H196V246H194ZM204 247H205V248H204ZM236 247H237V248H236ZM242 247H241V248H242ZM105 248H106V247H105ZM109 248H110V247L106 248L107 250L104 249L105 253H104V254L102 253L101 255H102V256L104 255L103 258L106 257L105 259H107V260H108L109 258H110L109 260H113L115 257H113V254H112V252H111V249H109ZM130 248H131V249H130ZM137 248H138V249H137ZM160 248H162V247L160 246ZM163 248H164V246H163ZM196 248H197V247H196ZM206 248H207V249H206ZM209 248H210V249H209ZM215 248H216L217 251L215 250ZM226 248H227V249H226ZM108 249H109V250H108ZM158 249H159V248H158ZM194 249H195V248H194ZM194 249H193V246H192L191 248H189V250H194ZM212 249H214L215 251H213ZM223 249H224V250H223ZM230 249H232V248H230ZM251 249H253V250H251ZM165 250H166V248H165ZM169 250H170V249H169ZM207 250H208V252H207ZM211 250H212V251H211ZM222 250H223V251H222ZM104 251H103V252H104ZM106 251H107L108 253H107ZM218 251H219L220 253H219ZM228 251H229V250H228ZM233 251H236V253L239 254V255H237V254L234 253ZM244 251H245V252H244ZM258 251H259V250H258ZM263 251H264V250H263ZM263 251H261L262 254L264 253ZM162 252H163V251H162ZM162 252H161V254H162ZM176 252H177L178 254H177ZM200 252H201V254H200ZM206 252H207V253H206ZM210 252H211L212 254H211ZM222 252H223V253H222ZM247 252H248V253H247ZM251 252H250V253H251ZM191 253L194 254L193 251H191ZM208 253H210V254H208ZM228 253H229V254H228ZM252 253H251V254H252ZM204 254H206V255H204ZM218 254H220V255L218 256ZM223 254H224V255H223ZM226 254H227V255H226ZM230 254H232V255H230ZM241 254H242V255H241ZM245 254H247V256L250 258V260H248V261L251 262V263H249V262L247 263L246 260H247L248 257H247V258H244ZM258 254H259V252H258ZM109 255H110V256H109ZM155 255H156V256H155ZM207 255H208V256H207ZM210 255H212V259L209 258ZM215 255H216V256H215ZM254 255H255V253L252 254V257H253ZM256 255H257V254H256ZM260 255H261V254H260ZM263 255H264V254H263ZM263 255H261V256H263ZM160 256H161V255H160ZM191 256H192V255H191ZM217 256H218V257H217ZM237 256H238V258H237ZM239 256H241V258H240ZM261 256H260V257H261ZM108 257H109V258H108ZM111 257H113V258H111ZM242 257H243V259H242ZM245 257H246V256H245ZM255 257H256V256H255ZM213 258H214V259H213ZM223 258H224V259H223ZM225 258H226V260H225ZM229 258H230L231 260H230ZM261 258L264 259V256L261 257ZM261 258L258 259L259 261L257 260L258 262L255 261V264H261V263H260V261H262ZM149 259H151V258H149ZM149 259H148V260H149ZM160 259H161V257H160ZM160 259H157V260H158V263H156L155 261H153V264H154V263H155V264H159V263H160V262H159ZM174 259H175V260H174ZM195 259H196V260L199 259V260L196 261ZM208 259H210L209 262H208ZM240 259H242V260H240ZM188 260H187V262H188L187 264H190ZM192 260H193V261H192ZM235 260H236V261H235ZM237 260H239V262H238ZM151 261H152V260H151ZM219 261H220V262H219ZM230 261H231V263H230ZM149 262H150V261H149ZM175 262H173V263H175ZM183 262H184V263H183ZM207 262H208V263H207ZM256 262H257V263H256ZM263 262H264V260L262 261V263H263ZM150 263H151V262H150ZM176 263H175V264H176ZM194 263H193V264H194ZM200 263H199V264H200ZM161 264H162V263H161Z\"/></svg>","mask_w":264,"mask_h":264},{"label":"crops","instance_id":"obj_3","mask_svg":"<svg viewBox=\"0 0 264 264\" xmlns=\"http://www.w3.org/2000/svg\"><path fill=\"white\" fill-rule=\"evenodd\" d=\"M258 61L264 67V49L259 54ZM219 92L220 89L215 82L212 81V85L206 84L204 90L196 95V97L193 99V105L195 108L193 110V114L197 118H202L204 115V108L210 103L211 99L213 103V101L219 96ZM246 138L247 137H244V135H240L238 133H228L218 143L217 147L215 148V152L217 155H221L223 157L224 162H230L232 161L233 156L236 155V152H239L241 149L242 151L245 149H243V147H246ZM261 193L262 194L259 196L255 207L258 213L264 211V191ZM223 197L227 199H233L236 197V194L234 191L226 190ZM134 241L138 242V237H136Z\"/></svg>","mask_w":264,"mask_h":264}]
</instances>
